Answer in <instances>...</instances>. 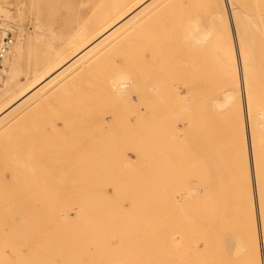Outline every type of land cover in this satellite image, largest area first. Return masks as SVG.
<instances>
[{
	"label": "rangeland",
	"instance_id": "1",
	"mask_svg": "<svg viewBox=\"0 0 264 264\" xmlns=\"http://www.w3.org/2000/svg\"><path fill=\"white\" fill-rule=\"evenodd\" d=\"M38 1L39 0H0V16H2V18H3V19L0 18V22H4L3 23V25H4L3 31L5 30L4 33H11L13 35V37H14V41H13V45L14 46L12 47V50L10 52V55L8 56V60H7V62H4L3 63V67L0 69V110H1V108H4L3 105L6 106L7 104H9V101L10 100H13V98H15L17 96V94L20 92V90H22L23 88L29 87L33 83L34 78H35V76L37 74L36 72L38 70V67L35 64L36 61H38V60L39 61L40 60H45L46 58H48V56L49 57H52V58H58L60 56V54L64 53V51L66 49H69V48H71V46H73V42H74L73 38H74L75 34L77 33V31L82 26V24L84 23L83 21H85V19H84L85 16H83L84 14H83V11L81 9L82 8V4L81 3L84 4V2H86V0H68L70 3H68L67 9L66 10H63V12H61L62 10L60 8V6L62 5V0H44L39 15H38ZM199 1H200V3H202V0H199ZM203 1H204V3L202 5L206 6L205 8L207 10V4H205V3L206 2L208 3L209 0H207V1L206 0H203ZM193 2L196 4L197 0H193V1L192 0L191 1L190 0H171L170 1V4L173 3L171 6H170V4L168 5L169 1H168V3L166 2L167 6H170L171 7L173 13L171 12L170 9H168L169 12L167 11V14L168 15L166 14V18H164V16H165V13L164 12H163V14H161V13H160V15L158 14V17L160 19H163L164 21L163 20L162 21L161 20H158L159 18H157V17H156L157 19L155 20V18L152 17L153 21H150V23L153 22V24L152 23L149 24V26H148L149 28L147 27V29H145V30H143L144 28H146V26L144 25L143 22L142 23L144 25V28L142 27L143 26L142 25L140 27V29L137 26L139 23L137 24L136 22H133L137 26V29H136V33L137 34L134 33V30L136 28L134 24H133L134 27H135L134 29L132 28L133 25H131V27L128 28V29L125 26L126 29H124V30L126 32H123V33H128L130 31V29H131V31L133 32V34L130 33L129 36L127 34V36H126L127 39L126 38H123L121 44L118 47L119 49L116 48V50H112V51H110L109 54L107 53L106 55L103 56V57L109 56L110 58L107 57V59H106V57H105L102 60L101 59L102 57H101L100 58V63H99V61H97L95 63V65H93L91 68H86L89 71L86 70V69H84L85 71L88 72V73L86 72V74H85V71L81 70L82 71V72L80 71L81 73H79L78 75L75 74L77 77L75 75H74L75 77H73L71 75H67L66 77H64V79H65V81L67 79L68 82L67 81L65 82L64 79H63V81H64L63 83H65V84L63 85L61 83L63 86L61 85L62 87H60V85H59V87H57L59 90L57 88H53V89L51 88V90L48 92V94L49 93L51 94V91L52 90L54 92L52 91V93H53L52 95H50V94L48 95L47 94V96H46L47 98H46V101L45 102H42L40 104V106L36 102L35 103L36 105L29 106L28 108L25 109V111H23L24 113L23 112L21 113L22 115L25 114V117H22L20 115L21 118H24L23 119L24 121L30 122L29 119L31 118V116L35 112H37L38 109H39L38 112H41L40 109L43 107L42 108V110H43L42 112H45L46 108L47 107L50 108L52 106V104H53L54 108H55L56 105L59 106V107L57 106L58 109H57V107L55 108V110L57 109L56 111H58V113H59V108L63 109V111L60 109L61 110V113L58 114V115L61 114L63 116L62 117L59 116V118L60 117L61 118L68 117V119H69L68 120V123L65 122L67 118L66 119L63 118L64 120L63 119L60 120L57 116H55V118H58L59 120L56 121L55 118L53 117L54 118V121H53L50 118V115H52V114L54 115V113L50 109L52 111V114L49 115V121L47 122L48 124L47 123H43V125L46 124L44 126L41 124L42 126L40 127L39 126L40 124L38 123L39 121L38 122L35 121L36 123L34 125H32L33 123L30 122V125H29V124H27L28 122L27 123L24 122V121L21 122V118H20V120L18 118H15V119H18L20 121V123H19L18 120L16 122V120L14 119L13 121H11L12 124H9L8 123V124H6L4 126L5 127V128H3L4 130L2 129V131H1L2 134H3V135L2 134L1 135L2 136H5L3 138V140H6V137L9 138V136H11L13 138L12 134L15 131V129H16V133L14 132V135H17V133H20L21 131L20 132L19 131L17 132V127L19 129V126H20L19 124H21V125L22 124H25L24 127H23V125L21 126V128L23 127L22 129H26L27 130V128L29 127L28 130H27V132H23L22 133L23 135L25 134L27 136L26 137L27 139H29V140H27V139L24 138L25 140H23V141H25V143H26V140L28 141V143L32 142V140L30 141V138L32 139V136L33 137L35 136L34 140L37 143L34 146L33 144H35V141L33 140L34 141V142H32L33 144L32 143L29 144L30 145V148H31V145H32V147L33 146L35 147V148L33 147V150L34 149H39L41 147L40 150L42 152L40 150L38 152H37V150L36 151L35 150L33 151L32 149L28 148L31 152H29L28 153L29 155H27V156H30V155L33 154V156H34L33 158H36L35 159L36 162H37L36 164H39V165H36L39 172L32 171V172H35L36 174L35 173H32V174L30 173V174H31V176H35V178L38 181L40 179L37 178V176H36L37 173L39 175L38 177H41V175H44L43 176V179H44V177L46 178L45 180H42V178H41V181H42L41 183L38 182V181H36V182H38L39 184H42L44 186L43 183L47 182L46 180H48L49 178H52V179H49V181H48V183L52 185V183L54 182L53 179L57 180V177H54V175H51L52 176L51 177L49 175L50 174L49 172H51V174H55V176L57 174V176H58V174L63 173V170L65 168H68L69 167L67 165V163L68 164L71 163V164H69L70 166L72 165V161H75L76 162V160L81 161V160H88V159H90V160H92V159L93 160H98V158L104 159L103 157H106L105 160L108 159V161H109V158L111 157L110 162L114 161L115 160L114 159V156L112 155V153H110V151L108 153V151H107L108 149L105 150V152L107 151V154H104V156H102V153H103V152H101L103 150L102 148L109 147L110 146V143H113L114 142V139H115V141L116 140L119 141L120 139H122L120 141H122V142L124 141L123 144H122L123 147L124 146L125 147H128L129 146L130 143L128 141V138H127L128 136L126 135V133H128V135H129V131L130 130H128L129 127L127 128V127H124V126L125 125L127 126V122L129 120V118H132L131 116H133L132 113L134 111H138L139 108H140V110H145L146 108H148V106H149V108L152 107L151 104H153V100H154L153 98H154V91H155V84H156L155 82H157V79L156 78L159 77V74H161V76L166 77V75L169 74L168 73V70H169L170 73L172 72L171 74H169L170 77L171 76H173V78L175 77L174 80H176V82H178V85H179L178 86V90H180V93L179 94H181L180 95L181 97L183 96L181 99H185L186 98V95L189 94L191 92L190 90H192V88H193L192 94L190 93V95H187L189 99L186 100V101H182V105H181L182 107H181V109H184V106H185V108L187 107L186 111H188V113H187L188 115H185L184 114V113H186L185 110H184V112L181 111L180 121H181V124H182L181 126L184 129L183 132H185V133H183V132H180L179 133V136L181 135L179 137L180 138V141H179L180 144L178 145V141H177V145L178 146L176 145L178 147L176 150H177V153H178V155L180 157L179 159L183 162L186 157L188 158V160H187L188 162H186V163L185 162L181 163L178 160L179 163L182 164V166L185 168V169L183 168V170L184 171L185 170L188 171V170H193V169L195 170V168H197V171H200V173H201V171H203V168H204L203 167V164H205L208 161V159L209 160L211 159L210 161H212L215 158L214 161L216 162V160L218 161L219 157H221L222 154H223L222 157H223L224 161H226V158L225 157L227 156L226 155L227 153L226 154H224V153H225V151L227 152V150H225V149L226 148L227 149L228 148L231 149V147H232L231 145L234 144L233 141H237L236 139L239 136L238 135V130L240 132V128L238 127V125H239L238 124L236 126L238 128V130H237V132H235V133H237L238 136L237 137L234 136L235 133L232 134L231 131H230V129H232V130H235V129H233V127L232 128H229L228 127L229 128L228 129L227 128V124H226V123L230 122L232 119L234 120V118L231 117V120H229V121L226 122L227 116H225V112H227V111H224V113H222V115L224 117L221 115V111L222 110L218 109V111L220 110V113L217 111V107L218 106L216 105V101L215 100L218 98V93H217L218 91L216 92V89L220 85V80H221L220 79V75L221 74H219L220 71H217V70H221V68H220V66H218V65H220L218 63H217V66H216V61H219L217 59V55H219L218 58L220 60L222 59V57L219 54V53L222 54V52H220L222 50H220L221 46H217L218 45V39L216 38V36L215 37H214V35L211 36V37L209 36L208 40H206L207 38H204V40H203L202 37H203L204 33H208L212 29V28H210V29H207V28L212 27L211 25H213V24H211L210 26L207 27V25L209 23L207 21H209L208 18L210 16L209 17L208 16L206 17L205 15H207V12H210V11H206L203 8V10L206 13H203L204 11L202 9H201V11H202L201 12L200 11L201 5H200V8L198 10L199 12L197 14L194 11L196 9V6L197 5L195 6V4ZM221 2H223L224 4H226V6L225 5L224 6L226 7L227 10L224 9L225 7L224 8L222 7V11H225L227 13V15H229V19H230V22H231V26L234 27L233 20H232V15H231L232 10H231L229 1L228 0H225V1L221 0ZM180 3H182V4H180ZM190 3H193L194 4L195 9H192L193 6L189 5ZM223 3H222V6H223ZM188 5L191 6V8L188 7L189 9H191L190 12H189V9L187 8ZM198 6H197V8H198ZM204 6H202V7H204ZM175 8H176V10L177 9H179V10L176 11ZM220 8H221V5H220L219 9ZM187 10H188V12H187ZM192 12H194L193 13L194 15L192 14ZM177 13H178V15H177ZM195 13H196V15H195ZM171 14H173V16H171ZM200 14H202V15L204 14L203 17L200 16ZM161 15L162 16L164 15V16L162 17ZM209 15H210V13H209ZM192 16H195V18H196V16H200V17H198V18L195 19ZM181 17H183V18H181ZM191 17H192V19H191ZM172 18L173 19L177 18V19H175L174 21L173 20L171 21ZM187 18H189V20ZM199 18L200 19L202 18L201 19L202 21L200 20L201 22L198 21ZM178 19H180V20H178ZM185 19H187L186 20V22L188 21L187 23H190L191 22V24H192L193 19H194V21L198 22V24L201 23L200 25H203L207 30L205 31V28L202 29V27H201L202 30H200V28H198L199 25L196 27V29L198 28L197 30L194 27L191 28L192 25H190V30H189L188 29L189 26H187L186 22H184ZM149 20H151V18ZM210 20H212V18ZM155 21L158 22V24ZM178 21H179L180 26L182 24L181 22H183V24H184L183 27L182 26L180 27L179 25H177L178 24ZM137 22H139V20ZM162 22H164V23H162ZM170 22H171V24H175V26L176 25L177 26L175 27L174 25H171ZM173 22H175V23H173ZM147 23H149V22H147ZM155 23L157 24V26H156ZM211 23H213V21ZM130 24H132V23H130ZM152 25H153V28L151 29L150 27H152ZM170 27L172 28L171 30H173V28L175 27L176 28L175 29V32L176 33L175 32L172 33V31H170L171 33L168 32ZM165 28H167L168 30L165 29ZM162 29H164V30H162ZM186 29L188 30V33L186 32L187 31ZM140 30H141V32H140ZM151 30H153L154 33H152ZM181 30H182V32H181ZM199 30H200V33H199ZM233 30H234V28H233ZM137 31H139V32H137ZM213 31H215V30H213ZM213 31H211V32H213ZM178 32H179V35H177ZM139 33H140V35H139ZM156 34H157V36H156ZM158 34H160V36H158ZM167 34L168 35L171 34L170 36L172 37V39L169 36H166ZM180 34H182V35H180ZM184 34H186V35L188 34L189 36L191 34H193V35L195 34V35H194V37H193V35H192V37L190 36L191 38L187 35L188 36V38H187V36L184 35ZM196 34L198 35L199 38L200 37L201 38L200 39L199 38L196 39L195 38V36H197ZM137 35H138V37H137ZM200 35H202V36H200ZM132 36L135 37V38H133ZM154 36H156L158 38V40H157L156 37H155L156 39H153ZM128 37H130V38H128ZM149 37H152V40L153 41L151 40V38L148 40ZM192 38H194V40H197L198 42L194 41ZM210 38H212V40ZM213 38H216L217 39V41H215V42H217V45H216L217 47L214 46L213 49H212L211 47L215 43L213 40H216V39H213ZM182 39H183V41H182ZM144 40L146 42L149 41V44H148V42L146 43ZM172 40H173V42H172ZM188 40H189V42H188ZM126 41L127 42L129 41V42L126 43ZM161 41H163V42H161ZM191 41H193V43H191ZM143 42H144V44H143ZM150 42L152 44H154V45H150L151 44ZM156 42H157V44H156ZM176 42L178 44L180 42V44L178 45ZM205 42L207 43V46H209L211 44V46L208 47L209 49L206 48V46H204L205 45ZM160 43H162V44H160ZM188 43L191 44V45H189ZM197 43L198 44L200 43V46L201 45L202 46L200 47ZM175 44H177V45H175ZM137 45L139 47L141 45L142 47L140 49H142V50H140L139 48L137 49V47H138ZM143 45L145 46V48H144ZM196 45H198L199 47H197ZM189 46H190V48H189ZM147 47H149V48H147ZM215 47H216L217 50L220 47L219 50H218L219 53L217 55L215 54V52L211 53L212 50L213 51L215 50ZM15 48H18L19 49L20 55H21L18 61H15L14 60V54L13 53L15 52ZM129 48H130V50H129ZM204 48H206V49H204ZM168 49L170 51H168ZM193 49H195V50H193ZM139 50H140L141 53H139ZM190 50H191V53L189 52ZM192 51H194V52H192ZM125 52H126V54H125ZM133 52H134V54H133ZM136 52H138V53H136ZM167 53H168V55H167ZM171 54H172V57H170ZM176 54H178V56ZM205 54H206V57L207 56L208 57L210 56L209 57L210 59L204 57ZM212 54H215V55L213 56ZM135 55H137V56H135ZM142 55H143V57H142ZM197 55H199L201 57H204V59L205 58L208 59L209 61L208 60L207 61L209 62V64H211L210 65L211 67L209 66L208 62L206 63V61H205L206 59L205 60L203 59V61L205 63H202L203 61L201 62V60L198 61L197 60V58H198ZM139 56H140V58H139ZM189 56H193L191 58H194L195 57V59H191L190 60V57ZM152 57H153V59H152ZM168 57H170L171 59H169ZM183 57H185L187 59L186 61H188V64H187V62H185V60H184ZM211 58H213V59H211ZM181 59L184 61L183 64L181 63L182 62ZM189 61H190V63H189ZM196 61H198V62H196ZM101 62H102V65L104 67H102V65H100ZM115 62H117L116 65L119 64L118 62H120V64H123L120 67L117 66V71L118 72L121 70V67L123 68V66L125 65L124 63H126L127 66H128V64H131V66L133 67L134 62H136L135 63V67L134 68H131V70H127L129 68V67L126 68L127 66H125L126 69L123 68L124 71H122V73L127 74V71H128L129 74H127V75L130 76L129 77L130 80L132 81V79H133L134 82L132 81L131 84H133V83L136 84V82H137L136 85L133 84V85H131V87H128L127 88V89H129V91L127 89H125L124 90L125 93H121V94L120 93H116V92H114V90L112 88H110V85L111 84L108 85V82H110L109 81V77H110L109 74L110 73H114V72L115 73L113 75H116L117 74V72L115 71L116 67L115 66L113 67V65L115 64ZM161 62H162V64H161ZM193 62H195V63H193ZM214 62H215V65H214ZM137 63H138V65L136 66ZM140 63H141L142 68L140 67ZM196 63H197V65H198V63H200V67H202V65H204V64H205L204 66L209 67V68H206V69L204 67V69L206 71L209 69L210 74L215 73L212 76H216L217 79H215L214 77L209 76L210 75L209 73H207L208 75L205 74L206 72L204 73V69L203 68L200 69L199 68V65L197 66ZM144 64H145V66H144ZM206 64H208V65H206ZM109 65H110V69H109ZM167 65H168V68L169 69L168 68L166 69V66ZM185 65L187 67H185ZM191 65L195 69L193 67H191ZM157 66H158V69L156 68ZM212 66H214V67H212ZM106 67H107V69H106ZM145 67H146V69H145ZM182 67L184 69L186 68V71ZM103 68L106 69V70H104ZM113 68H114V70L112 72V69ZM154 68H155V70L153 72L152 69H154ZM163 68H165V69H163ZM214 68H215V70H213ZM181 69L184 72H182ZM108 70H111V71H108ZM157 70H158V72H157ZM192 70H194L195 72L194 71L192 72ZM147 71H151V72H149L147 74ZM164 71H165V73L162 74ZM212 71H213V73H211ZM145 72H146V75H145ZM191 72L193 73L192 74V77L195 78V80L192 79V78H189L190 75H191ZM199 72H201V73H199ZM216 72H217L218 76L216 75ZM182 73H183V76H182ZM189 73H190V75H189ZM135 74H137V75H135ZM184 75H186V76H184ZM194 75L196 77H198L197 78L198 81L196 80V77ZM70 76H71V78H70ZM131 76H133L132 79H131ZM180 76H182V77H180ZM187 76H189L188 77L189 78V81H188ZM205 76H209V78L208 77L206 78ZM111 77H112V75H111ZM210 77H211V80H209ZM113 78H114V76H113ZM186 78H187V80H186ZM199 79H201V80H199ZM152 80L154 81L153 83H151ZM180 81H182V82H180ZM193 81H194L195 84L193 83ZM202 81H203V83H202ZM209 82L212 83L213 85L210 84ZM148 83H150V87L148 86L149 85ZM179 83H181V84H179ZM189 83H191V84H189ZM206 83H208V84H206ZM144 84H146V85H144ZM203 84L205 85V87H204ZM187 85H189L190 88L187 87ZM192 85H193V87H192ZM135 86H136V88H135ZM143 86L144 87H147V88H143ZM187 88L189 90H187ZM208 88L209 89L211 88V92L209 91L210 93L208 92ZM212 90L214 91V93H215L214 95L215 96L213 95V91ZM130 91L133 94L130 93ZM186 91H188V92H186ZM194 91L197 92L198 95ZM115 93H116V95L117 94L118 95L116 96ZM211 93H212L213 97H215L214 99H212L213 97L211 96ZM151 95H152L153 98L151 97ZM92 96L94 97V99L97 96V101L98 102L96 101V99L94 100ZM194 96H195L196 100L194 99ZM90 97H91V100H94V101H91L89 99ZM84 99H85V101H84L85 103L83 104V100ZM149 99H150V101H149ZM192 99H194L195 102H197L199 100L200 101L197 102V103H195V102H192ZM207 99L208 100L211 99L209 101V103H208V100ZM241 99H242V104L244 105L245 104L244 97L242 96ZM71 100H73V101H71ZM135 100H136V102H135ZM189 100L191 101V103H190ZM89 101H91V102H89ZM188 101H189V103L191 104L192 107L190 105L188 106ZM61 102H63V103H61ZM73 102H76V105ZM86 102H87V105H86ZM92 102L95 103V105L93 104L94 106L91 105ZM133 102H135V103H133ZM210 102H212V104H210ZM78 103H79L80 106H77ZM126 103H129V104L127 105ZM186 103H187V105H186ZM137 104H139V105H137ZM147 104H148V106L146 107ZM183 104H185V105H183ZM197 104H199V108L196 107V106H198ZM200 104H201V107H200ZM213 104H214V108H213ZM61 105L64 108H62ZM205 105H207V106L210 105V106H212V108L211 107H208L207 108V106H205ZM66 106L67 107L69 106L71 108H74L73 109L74 111L71 108H68L69 109V111H68V109H66ZM127 107H128V109H127ZM189 107L190 108H195L196 107L197 109L196 108H195L196 110H194V109L191 110L190 109L191 111L189 112V110H188ZM82 108H84L83 111L80 110ZM100 108H101V110H100ZM65 109H66V111H65ZM85 109L88 112L87 111L84 112ZM123 109H124V111H123ZM205 109H206V111H205ZM55 110H54V112H55ZM99 110L102 112V114H101V112ZM211 110L214 111V112H212ZM51 111H50V113H51ZM96 111H97L98 115L100 114L99 116L97 114H95ZM201 111H204V112L201 113ZM65 112H68V113H65ZM122 112H124V113L122 114ZM191 112H192V114H191ZM215 112H217L218 114H220V115H218L216 113L217 114L216 115L217 118L215 117ZM37 113H35V114H37ZM64 113H65V115H64ZM73 113H75V115ZM210 113H212V114H210ZM213 113H214V116H213ZM182 114L184 115V117H183ZM40 115H42V114H40ZM96 115L99 118L95 117ZM102 115L104 117H102ZM126 115L127 116L130 115V116L127 117ZM190 115H191V117H190ZM192 115L194 116V118H193ZM198 115H199V117H198ZM43 116H45V115H43ZM228 116L230 117L231 115H229V113H228ZM74 117H76V118H74ZM213 117H214V119H213ZM43 118L44 117H42V119ZM121 118H122V120H121ZM124 118H125V120H124ZM206 118H208V119H206ZM221 118H222V120H221ZM38 119H39V115H38ZM81 119L82 120L84 119V120L82 121ZM85 119H88V120L86 121ZM90 119L92 120V122L90 121ZM78 120L79 121L81 120V121L78 122ZM185 120H187V121H185ZM209 120H210V122H209ZM211 120L212 121L216 120L217 122L214 121V123L215 124L218 123L220 125L219 127L221 128V130L219 128H216V125L214 123H212ZM51 121H52V123H50ZM55 121H56V124L57 125L55 124ZM192 121H194V124H192L193 123ZM223 121H225V125L226 126L223 125L224 124ZM42 122H43V120H42ZM71 122H72V124H71ZM77 122L79 123V125H77L78 124ZM195 122H197V123H195ZM222 122H223V124H222ZM37 123L39 125H37ZM101 123H104L105 125L104 124H101ZM144 123H145L144 121H141L139 123V126L143 125ZM207 123H208V125L204 127V125H206ZM209 123L210 124L212 123L211 124L212 126ZM232 123L235 125L238 122H236V121L234 122L233 121ZM232 123H231V125H232ZM17 124H18V126H17ZM195 124H198V125L195 126ZM35 125H37V127ZM52 125H53V127H52ZM76 125L79 126V127H76ZM145 125L146 124H144V128L148 129L147 125H146V127H145ZM228 125H229V123H228ZM231 125H230V127H231ZM234 125H232V126H234ZM8 126L13 131V132H10V133H12L11 135H10L9 131H7L8 130ZM14 126H17V127L14 129ZM31 126H33V127H31ZM84 126H85V128H84ZM86 126H88V127H86ZM199 126L201 127V130H200V127ZM142 127H140V129H142ZM190 127L193 128V130ZM225 127H226L227 130H225ZM21 128H20V130H21ZM33 128H35L37 130H34ZM123 128L125 130H123ZM131 128L132 127H130V129ZM188 128H189V130H188ZM213 128H215L217 131L214 130L216 133H214L212 135V133L214 131L213 130H210V129H213ZM263 128H264V124L261 125V127H260L259 130L261 131V129H263ZM29 129H33V130L31 131ZM38 129H39V132H37ZM44 129H45V131H44ZM85 129H86V131H85ZM146 129H143L144 132L147 131ZM78 130H80L81 132L78 131ZM97 130H99V131H97ZM121 130L128 131V132H124L125 133V136H124L125 138L123 137L124 133H122ZM223 130H224V132H223ZM22 131H24V130H22ZM209 131H211L212 133L210 134ZM6 132L9 133V136H8V134ZM31 132H33L32 135H31ZM191 132H194V133H191ZM217 132L220 133V134H218ZM244 132H246V129H245ZM4 133H6V135H4ZM36 133H39V134L41 133V134L40 135L39 134L36 135ZM78 133H79V135H78ZM228 133H230V134H228ZM55 134H57V135H55ZM118 134L119 135L122 134V137H121V135L118 137ZM259 134H261V133H259ZM28 135H29V138H28ZM116 135H117L118 138H116ZM211 135H212V137H211ZM218 135H220V136H218ZM245 135H247L246 138L248 139L249 138L248 132H247V134L245 133ZM114 136H115V138H114ZM231 136H233L234 139H232V140L229 139ZM23 137H25V136H23ZM151 137H153V136H151ZM213 137H216L215 139H217V138L220 139L219 137H221L222 140L223 139L225 140V138L226 139L228 138V140H226L227 142L224 141V140H223V142H225L226 144H228V143L229 144L227 145V147H225L224 144L222 145V143H220L222 141L221 139H220V141H218V139H217V141H215V140H212L211 139ZM84 138H86V139H84ZM112 138H114V139L112 140ZM182 138H183V140H182ZM241 138L243 139V141H242ZM241 138H240L241 139L240 141L242 142L241 144L244 145L245 143H247V141L245 142V140H244V133H243V135H242ZM78 139H79V142H78ZM97 139H98V141H97ZM144 140L145 141L141 142V144H140L141 147L138 148V149L143 148V149L140 150L141 152L139 150L138 151L140 153L137 150H135L134 152L132 151V152H130V155L127 156L128 157L127 158L128 160L126 159L128 161V162L126 161L128 163V165L132 167V169L131 170L129 169L128 171H131V172L133 171V172H135V174H137V172H138L137 171V169L139 168L138 166L141 165L140 166L141 170L139 168V171L140 172H138V174H141V172H142V175H139V177H138V174H137V178L139 180L138 182H135L137 180L133 177L134 176V175H132V174H134L133 172H132L131 175L133 177V180H134L135 184H134L133 180L129 179V178H132V177H129L128 176L129 177L128 180L130 181V183H133V185H135L136 187H139V188H136L133 185H132L133 188H128V186H131V185H128L125 181H123V184L125 182V185L127 184L126 187H125V185H124V187H119L120 186L119 185L117 188H91V189L90 188H86V189L85 188H48L47 187V184H46V186H44V188H43V186H42V188H40L41 185L39 186L38 183H37V185H38L39 188L38 187L35 188L37 186L36 183L34 184L36 186H34L33 188H31L30 186H32L33 183L35 182L34 181L35 179L33 180L32 177H29L28 180H27V182L30 184V186H28L29 184L27 182H24V180H23L21 183L20 182L19 183H15V184L13 183L14 185L18 184V185H16V188L14 187L13 184H12V186L9 185V188H3L4 186L3 187H0V227L2 226L0 229L1 230H4L6 228V225L7 224L9 225V227H7V228L14 227V228H12L14 236H11V238L12 237L13 238L10 239L12 245L9 243L10 242L9 241V238L3 236L4 234L3 235L1 234V236L4 237V240L5 239H8L9 242L6 241V243H5L4 240L2 239V237L0 236L1 237L0 238V244L1 245L2 244L5 245V244H8L9 243L8 245L10 247V248H8L6 245H5L6 247H3V245H2L3 248L1 249L2 251H0L1 252L0 253V264H132V263H134V264H144V261H145V264H149V263L150 264H172V262H174L173 264H175L176 262L174 261V258L175 257H179V256H176L177 252H180L185 247L188 248V246H191V247H190L189 250L188 249L186 250L187 252H189L187 254V256H186V253L187 252L184 251L185 256L188 257V259H187L189 261L188 264H197L199 262H202L203 264H262V258H261L262 256H261V253H262V255L264 254V248L263 247H262V249L259 248V250H258L259 253H258V251L255 250L256 247H254V246H256L255 245V238L252 239V237H251V239L249 240L248 237H245L246 239H244V237L238 236V235H240V232H239V234H236L238 231H240V226H241L240 225L241 216H239L240 211H241V208L239 207V202L240 201H239L238 196H240V194H242L246 198L245 193L244 192H239L238 189L234 190L235 188L234 189L233 188H225L226 189V192L224 191L222 193L224 194L223 197H225L226 200L223 198L221 201L223 202V200H224V201H226V203L225 202H223V203L222 202H219L220 204L218 203L219 205H223L224 203L226 205V206L224 205V207L227 210H225L224 208H222V209H224V211L222 210L223 211L222 214H224L223 216L226 217V219H224L225 217L222 218L221 212H220V215H218L217 213H214V216H213L212 212H214L215 210H213L212 207H214L216 204H214L213 206H211V207L208 208V209L212 208L210 210H213V211H210L209 210L211 213H209V211L207 212L208 209L207 210L204 209V206H205V208H207L206 205L207 206H210V205H208L206 203V202H209V201H205L207 199L209 200V198H208V195H207V197H205L206 195L204 193H206V191L204 190V188H195V189L188 188L189 189L188 191L191 192V190H192V192L191 193H188L187 192V189H186V192H184L186 194H183L184 188H183V190H182V188H155V189L154 188H149L148 189V188H142L143 185H141V188H140V185H138L137 183L140 184V182L142 183L141 180H144L145 179L144 178V177H146L145 173L148 172L147 171L148 170L147 167L149 166L150 161H151L150 165H152V161H153V160H150L149 158L150 157H153L154 158L153 155H155V150L153 148V146H154L153 145L154 144V139L149 138V140H151L150 142L153 141L152 142V145H151V143L149 141L147 142L148 139H144ZM205 140L206 141L208 140V141L206 142ZM230 140L232 142H228ZM181 141H182V144H181ZM240 141H239V138H238V141L235 142V143L239 144ZM4 142L5 143L9 142V139H8L7 142L6 141H4ZM210 142H211V144H210ZM213 142L216 143V144H214ZM217 142L219 144H221V147L222 148L221 147H218L219 144ZM43 143L45 145H43ZM104 143L107 144V145H105ZM205 143L207 144V146H205L206 150L202 146V145H206ZM261 143L263 144L264 143V140ZM241 144H239L240 147L238 146V148H240V149H241V146H243ZM77 145H78V147H77ZM100 145H101V147H100ZM208 145H211L213 147L212 150H211L210 146H208ZM249 145H250V143H249ZM62 146L64 147L63 151L61 150L63 148ZM81 146H82V148H81ZM187 146H189L190 148H188ZM247 146H248L247 144L244 145V149H246L245 147H247ZM27 147H28V145H27ZM60 147H61V149H60ZM98 147H100V149H98ZM144 147H146V148H144ZM259 147H260V145H259ZM261 147L263 148L264 145L261 146ZM261 147H260V149H261ZM48 148H49V151H46V149L48 150ZM238 148H235L234 150H232V152L229 151V153H228V155L230 153L233 154L234 157L231 156L233 162L231 160V157H228V160L230 159L231 161L226 162V163H228L227 166L230 167V165H232L233 167L231 166L230 167L231 168V171H227V172L233 173L234 172L233 169H235L234 166L237 167L238 164H239L240 171L242 170V168H243L242 171H244L245 169L249 170L251 168L249 171H251V173H252L253 172V166H252V163H251L252 158H251L250 146H249V157H250V160H248L249 159L248 158V155L246 156V154H245V151L246 150H244L243 148H242V150H239ZM65 149L66 150L67 149H71V151L70 150H67L66 151ZM190 149H192V151H194V153H192V151ZM213 149H215V150H213ZM58 150H59V153H58ZM144 150H146V153H149V154L151 153L150 155L147 154V156H150L148 158L149 161H148V164L147 165L145 163L147 162L148 159L147 158H144V156L146 157V155H145L146 153H144ZM217 150H218V152H216ZM223 150H224V152H222ZM69 151H70V153H69ZM95 151L98 152L97 154L99 156L100 155L101 156L98 157V156H96L97 154H95V153L93 154V152H95ZM237 151H239V152H237ZM45 152H47L48 158H47V154ZM76 152H77V154H76ZM99 152H101V154ZM219 152L222 153L221 156H220V153ZM233 152H235L236 156H235V154ZM246 152H248V150ZM30 153H32V154H30ZM42 153H43V155H41ZM71 153L73 155L74 154L75 155L72 156ZM136 153H139V155L136 154ZM208 153H209V155H207ZM86 154L87 155L90 154L92 158L90 157V155L89 156H86ZM108 154H109V157H108ZM185 154H187L188 156L185 155ZM194 154H195L196 157H194ZM53 155H55L54 156L55 158L53 157ZM57 155H59V156L57 157ZM61 155L64 156V157H62ZM93 155L96 156V158L93 157ZM42 156H44L43 159H42ZM45 156H46V158H45ZM183 156L185 157L184 159H183ZM207 156H208V159H207ZM56 157L59 159V161H57V158ZM84 157H86V159ZM236 157H237V159H236ZM64 158H67V159H64ZM153 158H151V159H153ZM143 160H146L145 163H144ZM53 161H55V162L53 163ZM63 161H65L66 163L65 162L63 163ZM139 161H141V162H139ZM185 161H186V159H185ZM193 161H194V163H192ZM195 161H197V162H195ZM214 161H212V162H214ZM220 161H222V163ZM220 161H218V162L221 163V165L223 166V163L225 164V162H223V160H220ZM231 162L232 163H236L237 165L236 164L233 165V164H231ZM196 163L198 164V166L196 165ZM62 164H64V165H62ZM243 164L245 165V167L247 166V168L244 169V167H240L241 165L244 166ZM194 165H196V166H194ZM51 166H52L53 170H52ZM60 166H62V167H60ZM133 166H136V167L134 168ZM61 168H62V170H60ZM224 168H225V165H224ZM230 168H228V169L230 170ZM48 169H50V170H48ZM54 169H55L56 172L54 171ZM134 169H135V171H134ZM149 169H150V167H149ZM238 169L235 170V172L236 171H239ZM226 170L227 169H225V171ZM57 171H58V173H57ZM22 172H24V171H22ZM29 172H31V171H29ZM244 172H246V171H244ZM43 173H45V174H43ZM117 173L115 172V175L114 176L115 177L118 176V177H116V178H120L118 180H123V179L125 180V178H126L125 176L126 175H122L119 171H117ZM30 174H28V175H30ZM121 176H123L124 178L122 179ZM140 177H143V178H140ZM29 179H32L33 180V183L32 182L30 183V181H32V180H29ZM50 181H51V183H50ZM22 183H25V184L27 183L28 188L27 187L26 188H21V187L26 186V185H24V186H21L20 187V184L22 185ZM144 183H145V180H144ZM10 186H11V188H10ZM17 186H19V187H17ZM5 187H7V186H5ZM88 189H90V190L88 191ZM173 189H175V190H173ZM177 189L179 191L182 190V194L180 195V193H179V196L180 197H177V194H178V190ZM223 190L224 189L222 188V191ZM227 190H228L229 193H227ZM196 191L197 192L199 191L200 193H197ZM212 192H214V191H212ZM85 193H86V195H85ZM155 193L156 194L158 193V194L156 195ZM192 193H194V194H192ZM168 194H170V196ZM189 194H190V196L192 198L189 197V196H187L188 198H186V199H188V202L190 201L188 203V205H190L191 208H190V206L187 205V203H184V201H182L183 202L182 204H181V201H180L181 198H183L182 195L184 197H186V195H189ZM197 194L198 195L201 194V195L198 196V199H196L197 198L196 197ZM42 195H43V198L44 199H41L42 198ZM90 195H92L93 197L90 196ZM148 195H150V197H147ZM167 195H168V197H167ZM218 195H220V192H218ZM213 196H214L213 198L215 200L217 198V194L216 195L213 194ZM231 196H234V197H231ZM39 197H41V198H39ZM94 197H96V198H94ZM194 197H196V198H194ZM218 197H220V196H218ZM149 198H150V200H149ZM151 198H152V201H151ZM177 198L179 199L178 202L180 201L181 206L184 205L185 209L187 208V211L190 208L189 211H188L189 213L188 212L185 213L186 216H187V214H189V215L191 214L190 215V218L188 217L189 220L188 219L184 220V219L181 218V217L184 216V215H181V214H183V211H185V210H181L182 208L180 209V216H179V212L178 211H177L178 214L176 212L174 214H172L174 211L178 210L179 207H180L179 206L178 209L176 208L178 205H180L176 201ZM189 198L193 199V201L191 199L189 200ZM231 198H232V200H231ZM39 199H40V201H39ZM203 199H204L205 202H202ZM218 199L219 198H217V200ZM44 200H45L46 207L44 206V202L42 204V201H44ZM83 200L84 201L87 200V203H85L86 201L84 202ZM196 200H198V201L201 200V201L197 202ZM166 201H168V202H166ZM172 201L174 202V205H172L173 204ZM151 202H153V203H151ZM155 202H157V203H155ZM201 202L204 203V204H201ZM166 203H167V205H166ZM191 203H193L195 205H193ZM196 203H198V204H196ZM143 204H144V206H143ZM164 204H165V206H164ZM209 204H210V202H209ZM42 205H43V208H45L46 213H45V210L44 209H41L42 208ZM171 205L173 207L177 205L176 207H174L175 210L173 209V207ZM140 206H142V207H140ZM145 206H147V207L145 208ZM199 206H200V208H199ZM231 206H233V207H231ZM79 207H81V208H79ZM137 207H139V208H137ZM220 207H222V206H220ZM20 208H22L21 211H17V209L20 210ZM28 208H30V209H28ZM140 209H141L142 212L145 209V211L143 212V214L141 213ZM147 209H150V211L147 210ZM167 209L170 210V211L167 212L168 211ZM197 209H199L201 213ZM29 210H32V212L29 211ZM218 210H219V206H218V209L216 208V211L215 212H217ZM262 210H263V216H264V207L262 208ZM27 211H29L31 214L29 212H28L29 213L28 214ZM87 211H88V213H87ZM205 211H206V213H205ZM15 212H19V213L15 214ZM24 212H25V214H24ZM41 212H43V213H41ZM165 212H167V213H165ZM35 213H36V215H35ZM44 213L46 214V216H45ZM146 213L147 214H150V215H147ZM82 214L83 215L85 214V215L83 216ZM198 214L199 215L201 214V215L199 216ZM210 214H212V216ZM215 214L218 215L219 221L220 220L222 221L224 219L222 221V223L217 220V217H216L217 215H215ZM21 215H22V219H20L21 218ZM144 215L146 216V218L148 217V219H146ZM174 215H175V218L173 219L172 216H174ZM192 215L194 217L197 216V218H196L197 222H196V220H194L195 218ZM206 215H207V217L209 219H207ZM25 216H26V219H25ZM44 216L46 218H45V220H42V219H44ZM177 216H178V218H177ZM186 216H184V217H186ZM40 217H43V218H40ZM83 217H86V218H83ZM192 217H193V219H192ZM203 217H204V220H203ZM214 217H216V218H214ZM74 218H76V219L74 220ZM143 218H145L146 220L143 219ZM163 218H165V219H163ZM23 219H24V221L26 223L23 221ZM35 219H37V220H35ZM151 219L152 220L154 219V220L152 221ZM178 219H180L179 221L183 220L185 223L187 222V220L189 222L191 221L192 224H191V222L189 224L190 225H193V228H192V226L191 227L189 226V227L191 229V233L192 232H194V233H193V236L191 235L193 238H190V240H192V242L190 241V245L188 244V246H187V243L188 242H186L185 244H182L178 248L180 251L179 250L174 251V249L175 250L177 249L175 247V248H172V251H174V252H172L170 250L171 249V244H173L172 247L175 246V245H174L173 240H171L172 239L171 237H172L173 227H169V224H171V226H174V225H172V223L176 222ZM198 219H201V220H198ZM211 219L212 220L214 219V221L212 222ZM71 220H73V221H71ZM173 220H175V221L173 222ZM41 221H44V222L42 223ZM226 221H227V224H225ZM35 222H39L40 224L39 223L36 224ZM137 222H138V224H137ZM141 222H143V223H141ZM149 222L150 223H153V225L151 224V227H150V225H148ZM162 223H164V225ZM206 223L208 225H206ZM220 223L222 225L223 224H225V225L222 226ZM24 224H27V225L24 226ZM30 224H31V226H30ZM209 224H211V225L209 226ZM34 225H35V227H34ZM160 225H163V226H160ZM205 226L206 227L209 226V227H207L208 228L207 230H206V228H204ZM215 226H216V228H215ZM218 226H220V227L222 226L221 227L222 231H221L220 227H218ZM226 226H228V227H226ZM3 227H5V228H3ZM165 227H167V228H165ZM25 228L28 229L27 232H25L26 231ZM170 228H172V230H171L172 232L170 231ZM199 228H201V229L199 230ZM202 228L206 232L203 231ZM210 228H213L212 231H211ZM217 228H218V230H217ZM223 228H225V229H223ZM29 229H31V230H29ZM102 229H104V230H102ZM192 229H194V230H192ZM1 230H0V232H1ZM20 230H22L21 233H20ZM32 230L35 233H33ZM60 230H61V232H60ZM153 230H155V231H153ZM161 230H162V232H161ZM229 230H230V234L228 233ZM14 231H16V233ZM28 231H29L30 234L28 233ZM43 231H45V232H43ZM69 231H71V232H69ZM101 231H102V233H101ZM214 231H216V232H214ZM38 232L39 233L41 232L39 234V235H41L40 237L37 234ZM209 232H210V235H209ZM151 233H153V234H151ZM211 233L215 237L216 236L218 237V235H219L222 238L221 237L220 238H217V237L215 238L213 235H211ZM214 233H217V234L215 235ZM224 233H225V235H224ZM226 233H228L229 238L226 235ZM146 234L149 235V237ZM167 234H169V235H167ZM17 235H19V236H17ZM21 235H22V237H20ZM232 235H233V237H232ZM258 235L259 234H257V237H258ZM195 236H198V237H195ZM15 237H18V238H15ZM147 237H148V239L150 238L149 241L145 239ZM210 237L212 239H213V237L215 238L214 239L215 241L212 240V239L210 240L212 242V245H210L211 244L210 242L207 243V240L209 241ZM235 237L238 238L239 241H242L245 245L247 243L248 244H251L252 245L251 247L253 248V250L251 249V251H250V249L249 250L246 249L245 251L248 250V252L245 253L243 251L242 252L238 251V247H235V246L234 247L232 246V249H231V247L229 248V245H228L229 243H230V245H233L232 244V241H230V240H236ZM105 238H107V241H105L106 240ZM151 238H152V240H151ZM223 238H225V239H223ZM1 239L3 240L4 243H1ZM163 239H164V241H163ZM153 240H156L157 242L155 241V242L152 243ZM224 240H225V242H224ZM257 241L259 243V237L257 238ZM148 242L150 244H148ZM216 242H217V244H216ZM155 243H156V245H155ZM164 243H165V245H164ZM195 243L196 244L198 243V244L196 245ZM93 244H94V246H93ZM96 244H97V246H96ZM143 244L145 246L146 245H148V246L145 247V246H143ZM1 245H0V247H1ZM224 245H225V247H224ZM155 246H156V248H155ZM158 246H159V248H158ZM164 246L166 247V249H165ZM168 246H170V247H168ZM212 246H213V248H212ZM84 247L87 248V249H84ZM104 247H105L106 250L104 249ZM181 247H183V249H181ZM163 248H164V250H163ZM217 248L219 250H217ZM226 248H228V249H226ZM153 249L154 250L157 249L156 250L157 252L156 251L154 252ZM74 251H75L76 254L74 253ZM77 252L79 254H77ZM139 252H141L140 253L141 256L139 255ZM248 253H249V256L247 255ZM143 254H145L144 257H143ZM179 254L181 255V253H179ZM70 255H71V257H70ZM170 255L172 256V258H171ZM139 256L141 257V260H139L140 259ZM137 258H138V261H137ZM175 260H176V258H175ZM168 261H169V263H168Z\"/></svg>",
	"mask_w": 264,
	"mask_h": 264
},
{
	"label": "bare ground",
	"instance_id": "2",
	"mask_svg": "<svg viewBox=\"0 0 264 264\" xmlns=\"http://www.w3.org/2000/svg\"><path fill=\"white\" fill-rule=\"evenodd\" d=\"M165 0H86V2H84V4L83 3H81L82 4V11H83V16H85L84 17V19H85V21H83L84 23L82 24V26L80 27V29L77 31V33L75 34V36H74V38H73V40H74V42H73V46H71V48H69V49H66L65 51H64V53H62V54H60V56L58 57V58H52V57H49L48 56V58H46L45 60H38V61H36V65H37V67H38V70H37V74H36V76H35V78H34V81H33V83L29 86V87H27V88H23L22 90H20V92L17 94V96L15 97V98H13V100H10L9 101V104H7L6 106H4L3 105V107L4 108H1V110H0V187H3V188H9V185H11L12 186V184L14 183H21L23 180H24V182H27V180H28V178L29 177H32V179L35 181L34 183H33V180L32 179H29V180H32V181H30V183L32 182L33 183V185L32 186H30V184L28 185V186H30L31 188H33L34 186H36L37 185V183L38 182H42L41 181V178H42V180H45L46 178L44 177V179H43V176L44 175H41V177H38L39 175H38V173H37V178L38 179H40L39 181L35 178V176H31V174L32 173H35V172H32V171H37V172H39L38 171V169H37V166L36 165H39V164H36L37 162H36V158H33L34 156H33V152L32 153H30V154H32V155H30V156H27V155H29L28 153L29 152H31L28 148H30V143H32V142H34L35 140H34V138H35V136L33 137L32 136V139L30 138V141L32 140V142H30V143H28V141L27 140H29V139H27L26 137V135L24 134H22L23 132H27V130H28V128H27V130L26 129H22L23 127H24V125L25 124H22L23 125V127L21 128V124H19L20 126H19V129H18V124H17V126H14V129L17 127V132L19 131H21L20 133H17V135H14V132L16 133V129H15V131L13 132L11 129H10V127L8 126V130L7 131H9V133L10 132H13V134L12 133H10V135L12 134V136H13V138L11 137V136H9V133L8 132H6L7 134H8V136H9V138H7L6 137V140H3V138L5 137V136H2L3 134H2V129L3 128H5L4 126L6 125V124H12L11 123V121H13L15 118H18L19 120H20V115L22 116V117H25V114L24 115H22L21 113L23 112V111H25V109L26 108H28L29 106H32V105H36L35 103L37 102V104H39V106H40V104L42 103V102H45L46 101V96H47V94H48V92L51 90V88L53 89V88H57V87H59V85H60V87H62L65 83H63L64 81H65V79H64V77H66L67 75H71V76H73V77H75L76 75L75 74H79V73H81L82 71L81 70H83V71H85L84 69H86V68H91L93 65H95V63L97 62V61H99V63H100V58L103 60L105 57H103L104 55H106L107 53L109 54L110 53V51H112V50H116V48H118L119 47V45L121 44V42H122V40H123V38H126L127 39V34H128V36H129V34L130 33H132L133 34V32L131 31V29H130V31L128 32V33H123V32H126L124 29H126V27H127V29L128 28H130L131 27V25H133L134 23L133 22H136L138 25V27H139V29H140V27L143 25V23H144V25L146 26V28H144V25L142 26L144 29L143 30H145V29H147V27L149 26V24H153V22H151L150 23V21H153V19H152V17H154L155 18V20L157 19V18H159L158 17V14L160 15V13L161 14H163V12L165 13V16H164V18H166V14H167V11L169 12V10L168 9H170L171 10V12L173 13V11H172V9H171V5L173 4V3H171L170 4V1L171 0H166L165 2H164ZM168 1H169V3H168ZM191 1V0H190ZM193 1V0H192ZM207 1V0H206ZM223 1H225V0H223ZM229 1V4H230V7H231V10H232V13H231V15H232V20H233V24H234V27H232L231 26V22H230V19H229V15H227V13L225 12V11H222V7L224 8L225 6H226V4H224L223 2H221V0H209V2L207 3H205V4H207V10H206V6H204V5H202L203 3H204V1L202 0V3H200V1L199 0H197V2H196V4H195V6L197 5H199L198 6V8H197V6H196V9H195V6H194V4L193 3H190L189 5H191V6H193L192 7V9H195L194 11L198 14V10H199V8H200V5H201V8H200V11H201V9L203 10V8H204V10H206V11H210V12H207V15H205L206 17L208 16H210L209 18H208V20L209 21H207V22H209L208 23V25H207V27L208 26H210L211 24H213V25H211L212 27H209V28H207V29H210V28H212L211 29V31H213V30H215V31H213V32H211V31H207L208 33H204V35H203V40H204V38H207L206 40H208V38H209V36L211 37V36H213L214 35V37L216 36V38L218 39V45H217V42H215V41H217V39L216 38H213V39H216V40H213L214 42V44H213V46L211 47L212 49H213V47L214 46H221V48H220V50H222V51H220V52H222V54L221 53H219V48H218V50L216 49V47H215V50L213 51L211 48V50H212V52L211 53H213V52H215V54L217 55L218 53L220 54V56L222 57V59L220 60L219 58H218V56L219 55H217V59L219 60V61H216V66H217V63L218 64H220V65H218V66H220V68H221V70H217V71H220L219 72V74H221L220 75V87L218 88L217 87V89H216V92L218 93V98L215 100L216 101V105L218 106L217 107V111H218V109H220V110H222L221 111V115H222V113H224V111H227V112H225V116H227V120H226V122L227 121H229V120H231V117L232 118H234V122L236 121V122H238L237 124H233L232 122V120L230 121V122H228L229 123V125H228V123H226L227 124V128L229 127V128H232L233 127V129H235V130H232V129H230V131H231V133L233 134V133H235V132H237V130H238V128L236 127L238 124V127L240 128V132H239V130H238V135H237V133H235L234 134V136H238L237 137V141H238V138H239V141L242 139L241 137H242V135H243V133H244V140H245V142L247 141V143H245L244 145H248L247 147H245L246 149H244V145L243 144H241L242 142L240 141V143L239 144H241V145H243V146H241V149L240 148H238V146H239V144H237V143H235V142H237V141H233V145H231L230 147H231V149H225V150H227V152L225 151V153L224 154H226L227 156L225 157L226 158V161H224V159H223V154L222 153H220V156H221V154H222V156L221 157H219V159L220 160H223V162H225V164L223 163V166L221 165V163H222V161H220L219 159H218V161H220L221 163H219L217 160H216V162L214 161V159L212 160V161H214V162H212V161H210L209 159H208V156H207V159H208V161L205 163V164H203V171H201V173H200V171H197V168H195V172L193 171V170H183V166H182V164H180L179 163V161L181 162V163H183V162H188L187 160H188V158L186 157H184L183 156V159L185 158L186 159V161H185V159H184V161L182 162L179 158V155H178V153H177V146L180 144L179 143V141H180V136H179V133L180 132H183L184 131V129H183V127L181 126L182 124H181V121H180V116H181V111H183L184 112V110H185V112L186 113H184L185 115H188L187 113H188V111H186V109H187V107L185 108V106H184V109H181V105H182V101H186V100H188L189 98H188V96L187 95H190V93L192 94V90H193V88H192V90H190L189 92V94H187L186 95V98L185 99H181L182 97L180 96L181 94H179L180 93V90H178V82H176V80H174V78H173V76H171L170 77V75L169 74H171L170 72H169V70H168V73L169 74H165L166 75V77H164V76H161V74H159V77L158 78H156L157 79V82H155L156 84H155V91H154V98L152 97V95H151V97L154 99L153 100V104H151L152 105V107L151 108H149V106H148V104L146 105V107L148 106V108H146L145 110H140V108H139V110L138 111H132L131 113H132V115L133 116H131L132 118H129V120H128V122H127V126L125 125L124 127H129L128 128V130H130L129 131V135H128V133H126V135L128 136L127 138H128V141H129V146L128 147H123L122 146V144H123V142L122 141H120V140H122V139H120L119 141H115V136H114V138H112V140L114 139V142L113 143H110V146L109 147H107V148H102L103 150L101 151V152H103L102 153V156H104V154H107V151H108V153H109V151H110V153H112V155L114 156V161H112V162H110V159H111V157L109 158V161H108V159L107 160H105V158L106 157H103L104 159H100V158H98V160H90V159H88V160H81V161H79V160H76V162L75 161H72V165L70 166L69 164H71V163H67V165L69 166L68 168H65L64 170H63V173H60V174H58V176H57V174H56V176H55V174H51V172H49L50 174V176L51 175H54V177H57V180H55V179H53V183H52V185L51 184H49L48 183V181H49V179H52V178H47L48 180H46L47 182H45V183H43L44 184V186H46V184H47V187L48 188H117L119 185V187H124V185H125V182L128 184V185H133V183H130V181L128 180V178L129 177H132V175H134L133 177L137 180V181H135V182H138L139 180H138V178H137V174H138V172H140L139 171V168H140V166H138L139 168L137 169V174H135V172H133L134 174H132V172L131 171H128L129 169L131 170L132 169V167L131 166H129L128 165V155H130V152H134L135 150H141V149H143V148H141V149H138L139 147H141L140 146V144H141V142H143V141H145L144 139H148L147 140V142L149 141H151V140H149V138H151V139H154V146H153V148H154V150H155V155H153L154 156V158L153 157H150V156H147V154L148 155H150L149 153H146V150H144V153H146L145 155H146V157L144 156V158H149L150 160H153L152 161V165H150V163H151V161H150V163H149V166L147 167L148 168V172H146L145 173V175H146V177H144L145 179V183H144V180H141L142 181V183L140 182V184L139 183H137L138 185H140V188H141V185H143V187L142 188H182V190H183V188H184V190H183V194H186V193H184V192H186V189H187V192L188 193H191L192 192V190H191V192H189L188 190V188H193V189H195V188H204V190L206 191V193H204L206 196L205 197H207V195H208V198H209V200L207 199V200H205V201H209L210 202V204H209V202H206L208 205H210V206H207L206 205V207L207 208H205V206H204V209H208L209 207H211V206H213L214 204H216L214 207H212L213 208V210H215L216 211V208L218 209V206H219V210L217 211V212H212V214H213V216H214V213H217L218 215H220V212H221V214H222V212L224 211V209H225V207H224V205H225V203H226V201H224L223 200V202H225L223 205H219L220 203L219 202H222L221 200L224 198L225 200H226V198L225 197H223L224 196V194L222 193V192H226V189L225 188H235L234 190H236V189H238V191L239 192H244L245 193V196H246V198L244 197V195H242V194H240V196H238V198H239V207L241 208V211H240V214H239V216H241V222H240V231H238L236 234H239V232H240V235H238V236H241V237H244V239H246L245 237H248V239L250 240L251 239V237H252V239L253 238H255V245L256 246H254V247H256L255 248V250L256 251H258L259 250V248H261L262 249V247L264 248V216H263V210H262V208L264 207V147L262 148L261 146H263L264 145V143L262 144L261 142L264 140V128L263 129H261V131L259 130L260 129V127H261V125L262 124H264V0H228ZM43 2H44V0H39L38 1V15L40 14V10H41V7H42V5H43ZM166 2L168 3V5L170 4V6H167V4H166ZM189 2V1H188ZM199 2V3H198ZM68 3H70L68 0H62V5L60 6V8H61V12H63V10H66L67 9V5H68ZM86 3V4H85ZM222 3H223V6H222ZM180 4H182V3H180ZM219 4V5H218ZM84 5V6H83ZM187 6V8L189 7V8H191V6ZM220 5H221V8L219 9V7H220ZM225 5V6H224ZM178 6V5H177ZM202 6H204V7H202ZM219 6V7H218ZM173 7V6H172ZM179 8V7H178ZM186 8V9H187ZM188 8V9H189ZM225 10H227L226 9V7L224 8ZM175 10H176V8H175ZM177 10H179V9H177ZM176 10V11H177ZM190 10L191 9H189V12H190ZM197 10V11H196ZM203 10V11H204ZM182 11V10H181ZM186 11V10H185ZM79 12V11H78ZM187 12H188V10H187ZM202 12V11H201ZM200 12V13H201ZM176 13V12H175ZM181 13V12H180ZM194 12H192V14H193ZM196 13H195V15H196ZM203 13H206L205 11L203 12ZM209 13H210V15H209ZM183 14V13H182ZM189 14V13H188ZM157 15V16H156ZM168 15V14H167ZM175 15V14H174ZM177 15H178V13H177ZM186 15V14H185ZM194 15V14H193ZM204 15V14H203ZM203 15L202 14H200V16H202L203 17ZM162 16V15H161ZM162 16V17H163ZM171 16H173V14H171ZM182 16V15H181ZM200 16H196V18H198V17H200ZM157 17V18H156ZM161 17V18H162ZM177 17V16H176ZM189 17V16H188ZM193 18H195V16H192ZM192 17H191V19H192ZM0 18L1 19H3L2 18V16H0ZM151 18V20H149ZM181 18H183V17H181ZM195 18V19H196ZM212 18V20H210ZM170 19V18H169ZM175 19H177V18H175ZM175 19H171V21L173 20H175ZM188 20H189V18H187ZM187 19H185V21L184 22H186V20ZM190 19V20H191ZM202 19V18H201ZM200 18H199V20L198 21H200L201 20ZM139 20V22H137ZM158 20H163V19H158ZM178 20H180V19H178ZM231 20V21H232ZM164 21V20H163ZM166 21V20H165ZM182 21V20H181ZM192 21V20H191ZM202 21V20H201ZM200 21V22H201ZM204 21V20H203ZM213 21V23H211V22ZM143 22V23H142ZM147 22H149V23H147ZM156 22V21H155ZM188 22V21H187ZM186 22V24H187V26H189L188 27V29L190 30V25H192V27L191 28H195L196 29V27L198 26V28H200V30H202V29H204L205 27L203 26V25H200V24H198V22H196V21H194V19H193V22H192V24H191V22L190 23H187ZM3 23L4 22H0V45H1V42H2V39L4 38V36H6L7 34H9V33H4V31H3V29H4V25H3ZM130 23H132V24H130ZM147 23V24H146ZM157 24H158V22H156ZM155 23V24H156ZM162 23H164V22H162ZM161 23V24H162ZM173 23H175V22H173ZM182 24H181V26L183 27V22H181ZM130 24V25H129ZM157 24H156V26H157ZM170 24H171V22H170ZM177 24V23H176ZM185 24V25H186ZM203 24V23H202ZM134 25H135V27H134ZM133 25V29L135 28V30H134V33H136V29H137V26H136V24H134ZM165 25V24H164ZM171 25H174L175 26V24H171ZM177 25H179L180 26V24H179V21H178V24ZM176 25V26H177ZM126 26V27H125ZM166 26V25H165ZM175 26V27H176ZM180 26V27H181ZM206 26V25H205ZM48 27V26H47ZM163 27V26H162ZM168 27V26H167ZM173 27V26H172ZM173 28V30H171L172 28L170 27L169 28V31L168 32H170V31H172V33L173 32H175V29L176 28ZM201 27H202V29H201ZM215 29H214V28ZM149 28V27H148ZM151 29L153 28V25H152V27H150ZM158 28V27H157ZM197 28V29H198ZM233 28H234V30H233ZM156 29V28H155ZM165 29H167V28H165ZM194 29V30H195ZM196 29V30H197ZM206 28H205V31L207 30ZM157 30V29H156ZM162 30H164V29H162ZM168 30V29H167ZM187 30V29H186ZM195 30V31H196ZM200 30H199V33H200ZM152 31V33H154L153 32V30H151ZM193 31V30H192ZM137 32H139V31H137ZM140 32H141V30H140ZM157 32V31H156ZM181 32H182V30H181ZM184 32V31H183ZM187 33H188V30L186 31ZM185 32V33H186ZM194 32V31H193ZM203 32V31H202ZM171 33V32H170ZM176 33V32H175ZM196 33V32H195ZM137 34V33H136ZM12 35V34H11ZM139 35H140V33H139ZM152 35V34H151ZM155 35V34H154ZM164 35V34H163ZM171 35V34H170ZM170 35H166V36H169L171 39H172V37L170 36ZM173 35V34H172ZM177 35H179V32H178V34ZM180 35H182V34H180ZM184 35H186V34H184ZM188 35V34H187ZM186 35V36H187ZM192 35L193 34H191L190 36L192 37ZM195 35V34H194ZM194 35H193V37H194ZM197 35V34H196ZM131 36V35H130ZM136 36V35H135ZM156 36H157V34H156ZM156 36H154V38L153 39H156L157 37ZM158 36H160V34H158ZM189 36V35H188ZM188 36H187V38H188ZM189 36V37H190ZM200 36H202V35H200ZM133 37V36H132ZM137 37H138V35H137ZM136 37V38H137ZM141 37V36H140ZM148 37V36H147ZM156 37V38H155ZM181 37V36H180ZM190 37V38H191ZM128 38H130V37H128ZM133 38H135V37H133ZM144 38V37H143ZM151 38V40H152V37H149L148 38V40ZM169 38V39H170ZM195 38L196 39H198L199 37H198V35L197 36H195ZM201 38V37H200ZM199 38V39H200ZM138 39V38H137ZM146 39V38H145ZM193 40H194V38H192ZM211 40H212V38H210ZM209 39V40H210ZM157 40H158V38H157ZM160 40V39H159ZM162 40V39H161ZM174 40V39H173ZM173 40H172V42H173ZM202 40V41H203ZM13 41H14V37H13V35H12V44H11V46L9 47V50L7 51V53L5 54V56H4V58H3V60H2V67H3V63L4 62H7V60H8V56L10 55V52H11V50H12V47L14 46L13 45ZM145 41V40H144ZM153 41V40H152ZM164 41V40H163ZM163 41H161V42H163ZM181 41V40H180ZM182 41H183V39H182ZM194 41H196V42H198L197 40H194ZM201 41V40H200ZM129 42V41H128ZM127 41H126V43H128ZM135 42V41H134ZM138 42V41H137ZM136 42V43H137ZM146 42V41H145ZM148 42V44H149V41H147ZM146 42V43H147ZM160 42V41H159ZM168 42V41H167ZM187 42V41H186ZM188 42H189V40H188ZM212 42V41H211ZM151 43V42H150ZM154 43V42H153ZM169 43V42H168ZM177 43V42H176ZM191 43H193V41H191ZM210 43V42H209ZM143 44H144V42H143ZM156 44H157V42H156ZM160 44H162V43H160ZM159 44V45H160ZM178 44V43H177ZM177 44H175V45H177ZM179 44H180V42H179ZM178 44V45H179ZM189 44V43H188ZM198 44V43H197ZM220 44V45H219ZM146 45V44H145ZM150 45H154V44H150ZM167 45V44H166ZM174 45V44H173ZM189 45H191V44H189ZM199 46H200V43L198 44ZM198 45H196L197 47H199ZM138 46V45H137ZM144 46V45H143ZM147 46V45H146ZM170 46V45H169ZM168 46V47H169ZM181 46V45H180ZM188 46V45H187ZM195 46V45H194ZM202 46V45H201ZM200 46V47H201ZM204 46H206V48H208V47H210L211 46V44L209 45V46H207V43L205 42V45ZM142 46L140 45V47L138 46L137 47V49L139 48H141ZM153 47V46H152ZM157 47V46H156ZM167 47V48H168ZM186 47V46H185ZM131 48V47H130ZM130 48H129V50H130ZM144 48H145V46H144ZM147 48H149V47H147ZM161 48V47H160ZM166 48V47H165ZM164 48V49H165ZM189 48H190V46H189ZM206 48H204V49H206ZM119 49V48H118ZM209 49V48H208ZM136 50V49H135ZM140 50H142V49H140ZM140 50H139V53H141L140 52ZM144 50V49H143ZM187 50V49H186ZM192 50V49H191ZM191 50L189 51L190 53H191ZM193 50H195V49H193ZM202 50V49H201ZM210 50V51H211ZM133 51V50H132ZM138 51V50H137ZM156 51V50H155ZM163 51V50H162ZM167 51V50H166ZM168 51H170L169 49H168ZM206 51V50H205ZM218 51V52H217ZM143 52V51H142ZM157 52V51H156ZM159 52V51H158ZM192 52H194V51H192ZM117 53V52H116ZM130 53V52H129ZM136 53H138V52H136ZM145 53V52H144ZM153 53V52H152ZM173 53V52H172ZM14 54V60L15 61H18L19 60V58H20V51H19V49L18 48H15V52L13 53ZM125 54H126V52H125ZM133 54H134V52H133ZM181 54V53H180ZM183 54V53H182ZM215 54H212L213 56L215 55ZM112 55V54H111ZM114 55V54H113ZM124 55V54H123ZM129 55V54H128ZM140 55V54H139ZM159 55V54H158ZM167 55H168V53H167ZM175 55V54H174ZM173 55V56H174ZM177 56H178V54H176ZM194 55V54H193ZM117 56V55H116ZM119 56V55H118ZM135 56H137V55H135ZM152 56V55H151ZM184 56V55H183ZM198 56V58H197V60L199 61V60H201V62L203 61V59H204V57H206V54H205V56L204 57H201V56H199V55H197ZM212 56V57H213ZM107 57H109V56H107ZM107 57H106V59H107ZM114 57V56H113ZM131 57V56H130ZM129 57V58H130ZM142 57H143V55H142ZM170 57H172V54H171V56ZM170 57H168L169 59H171ZM176 57V56H175ZM190 57V60L191 59H195V57L194 58H191V57H193V56H189ZM201 57V58H200ZM210 57V56H209ZM208 56L206 57V58H208V59H210ZM216 57V56H215ZM110 58V57H109ZM126 58V57H125ZM137 58V57H136ZM139 58H140V56H139ZM184 58V60H185V62H187V64H188V61H186L187 59L185 58V57H183ZM205 58V59H206ZM116 59V58H115ZM152 59H153V57H152ZM204 59V60H205ZM208 59H206L205 61H206V63L209 61ZM211 59H213V58H211ZM215 59V58H214ZM177 60V59H176ZM182 60V59H181ZM208 60V61H207ZM115 61V60H114ZM129 61V60H128ZM198 61H196V62H198ZM211 61V60H210ZM221 61V62H220ZM103 62V61H102ZM102 62H101V64L100 65H102ZM183 60H182V64H183ZM200 62V63H201ZM116 63L117 62H115V64L113 65V67L115 66L116 67V69H115V71L117 72V74L116 75H113L114 73H110L109 74V81L111 82H108V85L109 84H111L110 85V88H112L113 90H114V92H116V93H125V89H127L128 87H131V85H136L137 84V82H136V84L135 83H133V84H131V82L133 81V76H131V79H132V81L130 80V76H128L127 74H129L128 73V71H127V74H125V73H122V71H124L123 70V68H125V66H127V64L126 63H124L125 65L123 66V68L121 67V70L118 72L117 71V66L118 67H120V66H122L123 64H120V62H118L119 64H117L116 65ZM128 63V62H127ZM135 63L136 62H134V64H133V67L131 66V64H128V66L126 67V68H128L127 70H131V68H134L135 67ZM145 63V62H144ZM189 63H190V61H189ZM192 63V62H191ZM193 63H195V62H193ZM200 63H198V65H199V68L201 69V68H203L204 69V67H205V69L206 68H209V67H206V66H204V65H202V67H200ZM202 63H205L204 61L202 62ZM201 63V64H202ZM161 64H162V62H161ZM160 64V65H161ZM167 64V63H166ZM208 64H209V62H208ZM208 64H206V65H208ZM107 65V64H106ZM130 65V66H129ZM138 65V63L136 64V66ZM159 65V64H158ZM196 65H197V63H196ZM197 65V66H198ZM211 64H209V66H210ZM214 65H215V62H214ZM144 66H145V64H144ZM153 66V65H152ZM162 66V65H161ZM160 66V67H161ZM2 67H0V69L2 68ZM102 67H104L103 65H102ZM139 67V66H138ZM140 67L142 68V66H141V63H140ZM164 67V66H163ZM172 67V66H171ZM179 67V66H178ZM185 67H187L186 65H185ZM191 67H193L192 65H191ZM211 67V66H210ZM212 67H214V66H212ZM112 68V67H111ZM125 68V69H126ZM140 68V69H141ZM157 69H158V66L156 67ZM168 68V65L166 66V69ZM183 68V67H182ZM194 68V67H193ZM219 68V67H218ZM104 69V68H103ZM106 69H107V67H106ZM106 69H104V70H106ZM109 69H110V65H109ZM139 69V68H138ZM145 69H146V67H145ZM163 69H165V68H163ZM169 69V68H168ZM174 69V68H173ZM178 69V68H177ZM184 69V68H183ZM192 69V68H191ZM195 69V68H194ZM199 69V70H200ZM204 69V73L205 74H207V73H209L210 74V72H209V69L206 71ZM86 70H88V69H86ZM102 70V69H101ZM113 70H114V68L112 69V72H113ZM153 70V72H154V70H155V68L154 69H152ZM151 70V71H152ZM180 70V69H179ZM182 70V69H181ZM185 71H186V68L184 69ZM212 70V69H211ZM210 70V71H211ZM213 70H215V68L213 69ZM81 71V72H80ZM89 71V70H88ZM108 71H111V70H108ZM133 71V70H132ZM151 71H147V74L149 73V72H151ZM166 71V70H165ZM165 71L162 73V74H164L165 73ZM174 71V70H173ZM194 70H192V72H193ZM203 71V70H202ZM201 71V72H202ZM86 72L87 71H85V74H86ZM157 72H158V70H157ZM167 72V71H166ZM182 72H184L183 70H182ZM191 72V75H190V73H189V75H190V77L189 76H187V78L189 77V78H192V79H194L195 80V78H193L192 77V73ZM195 72V71H194ZM197 72V71H196ZM201 72H199V73H201ZM84 73V72H83ZM82 73V74H83ZM88 73V72H87ZM187 73V72H186ZM211 73H213V71L211 72ZM175 74V73H174ZM185 74V73H184ZM197 74V73H196ZM203 74V73H202ZM204 74V75H205ZM213 74H215V73H213ZM213 74H210L209 76H211V77H214L215 79H217L216 78V76H212ZM75 75V76H74ZM111 75H112V77H111ZM133 75V74H132ZM135 75H137V74H135ZM143 75V74H142ZM145 75H146V72H145ZM201 75V74H200ZM208 75V74H207ZM216 75L218 76V74H217V72H216ZM71 76H70V78H71ZM113 76H114V78H113ZM175 76V75H174ZM182 76H183V73H182ZM182 76H180V77H182ZM184 76H186V75H184ZM195 76V75H194ZM209 76H205L206 78L208 77L209 78ZM77 77V76H76ZM108 77V76H107ZM179 77V76H178ZM196 77V76H195ZM211 77H210V79L209 80H211ZM112 78V79H111ZM187 78H186V80H187ZM189 78H188V81H189ZM197 78L198 77H196V80H197ZM63 79H64V81H63ZM153 79V78H152ZM155 79V80H156ZM178 79V78H177ZM214 79V80H215ZM135 80V79H134ZM199 80H201V79H199ZM208 80V81H209ZM213 80V81H214ZM66 81L68 82V80L66 79ZM65 81V82H66ZM198 81V80H197ZM207 81V80H206ZM216 81V80H215ZM134 82V81H133ZM154 81L152 80L151 81V83H153ZM180 82H182V81H180ZM211 82V81H210ZM209 82V83H210ZM219 82V81H218ZM63 85H62V84ZM184 83V82H183ZM182 83V84H183ZM193 83H194V81H193ZM198 83V82H197ZM202 83H203V81H202ZM149 85V87H150V83H148ZM179 84H181V83H179ZM189 84H191V83H189ZM195 84V83H194ZM199 84V83H198ZM206 84H208V83H206ZM210 84H212V83H210ZM62 85V86H61ZM144 85H146V84H144ZM184 85V84H183ZM204 85V84H203ZM213 85V84H212ZM215 85V84H214ZM139 86V85H138ZM217 86V85H216ZM133 87V86H132ZM187 87H189L190 88V86L189 85H187ZM192 87H193V85H192ZM195 87V86H194ZM203 87V86H202ZM204 87H205V85H204ZM213 87V86H212ZM135 88H136V86H135ZM140 88V87H139ZM143 88H147V87H144L143 86ZM58 89V88H57ZM111 89V90H112ZM181 89V88H180ZM195 89V88H194ZM199 89V88H198ZM219 89V90H218ZM55 90V89H54ZM59 90V89H58ZM128 91H129V89H127ZM186 90V89H185ZM187 90H189L188 88H187ZM53 91V90H52ZM52 91H51V94L50 95H52L53 93H52ZM141 91V90H140ZM182 91V90H181ZM196 91V90H195ZM194 91V92H195ZM201 91V90H200ZM211 92V88L209 89L208 88V92ZM213 91V90H212ZM54 92V91H53ZM111 92V91H110ZM137 92V91H136ZM146 92V91H145ZM184 92V91H183ZM186 92H188V91H186ZM209 92V93H210ZM116 93H115V95H116ZM129 93V92H128ZM130 93H132L131 91H130ZM182 93V92H181ZM195 93H197V92H195ZM48 94V95H49ZM55 94V93H54ZM92 94V93H91ZM95 94V93H94ZM119 94V95H120ZM133 94V93H132ZM136 94V93H135ZM148 94V93H147ZM186 94V93H185ZM184 94V95H185ZM215 93H214V91H213V95H214ZM114 95V96H115ZM118 95V94H117ZM116 95V96H117ZM126 95V94H125ZM197 95H198V93H197ZM213 95H212V93H211V96L213 97ZM95 96V95H94ZM122 96V95H121ZM131 96V95H130ZM215 96V95H214ZM242 96L244 97V99H245V104L243 105L242 104ZM93 97V96H92ZM124 97V96H123ZM127 97V96H126ZM200 97V96H199ZM151 98V99H152ZM215 97H213L212 99H214ZM45 99V100H44ZM49 99V98H48ZM74 99V98H73ZM90 100H91V97L89 98ZM93 99H94V97H93ZM95 99H96V101H97V96L95 97ZM94 99V100H95ZM134 99V98H133ZM144 99V98H143ZM194 99L196 100V98H195V96H194ZM194 99H192V102H195V100ZM44 100V101H43ZM68 100V99H67ZM76 100V99H75ZM94 100H91V101H94ZM194 100V101H193ZM198 100V99H197ZM205 100V99H204ZM208 100V99H207ZM211 99H209L208 100V103H209V101H210ZM8 101V100H7ZM71 101H73V100H71ZM85 101V99L83 100V104L85 103L84 102ZM91 101H89V102H91ZM95 101V102H96ZM149 101H150V99H149ZM152 101V100H151ZM190 101V100H189ZM189 101H188V106L190 105L191 106V101H190V103H189ZM200 101V100H199ZM199 101H197V102H199ZM214 101V100H213ZM82 102V101H81ZM98 102V101H97ZM127 102V101H126ZM135 102H136V100H135ZM135 102H133V103H135ZM139 102V101H138ZM197 102H195V103H197ZM202 102V101H201ZM8 103V102H7ZM61 103H63V102H61ZM73 103H75V105H76V102H73ZM72 103V104H73ZM203 103V102H202ZM201 103V104H202ZM4 104V103H3ZM95 105V103H93L92 102V106H94ZM98 104V103H97ZM127 105L129 104V103H126ZM142 104V103H141ZM201 104H200V107H201ZM210 104H212V102H210ZM28 105V106H27ZM67 105V104H66ZM74 105V106H75ZM86 105H87V102H86ZM137 105H139V104H137ZM183 105H185V104H183ZM186 105H187V103H186ZM198 106H196V107H198L199 108V104H197ZM215 105V106H216ZM52 106H53V104H52ZM47 107L46 108V110H45V112H42L43 110H42V108L40 109L41 110V112H38V110H37V112H35V113H37V114H33L32 116H31V118L29 119V121L30 122H32L31 124L32 125H34L36 122H38L37 123V125H39L40 127L43 125V123H47L48 121H49V115L50 114H52V111H53V113H54V115L52 114V115H50V118L54 121V118H55V116H57L58 118H59V116H63V115H58L59 113H61V110L63 111V109H61V108H59V113H58V111H56L57 109H58V105H56L55 106V108L57 107V109L55 110V108H54V106L53 107ZM77 106H80L79 105V103L77 104ZM82 106V105H81ZM85 106V105H84ZM205 106H207V105H205ZM61 107H62V105H61ZM130 107V106H129ZM192 107V106H191ZM194 107V106H193ZM195 107V108H196ZM208 107H211L212 108V106H207V108ZM35 108V107H34ZM49 108V109H48ZM62 108H64V107H62ZM68 108H71V107H67L66 106V109H68ZM89 108V107H88ZM93 108V107H92ZM116 108V107H115ZM134 108V107H133ZM132 108V109H133ZM195 108H188V110H189V112L192 110V109H194V110H196ZM206 108V109H207ZM213 108H214V104H213ZM31 109V108H30ZM33 109V108H32ZM49 111H48V110ZM52 111H51V110ZM55 110V112H54V110ZM61 109V110H60ZM66 109H65V111H66ZM72 110L74 109V108H71ZM79 109V108H78ZM83 109L84 108H82V109H80L81 111H83ZM87 109V108H86ZM84 110V112H86L87 110ZM121 109V108H120ZM127 109H128V107H127ZM191 109V110H190ZM206 109H205V111H206ZM216 109V108H215ZM98 110V109H97ZM100 110H101V108H100ZM99 110V111H100ZM193 110V111H194ZM220 110L218 111L219 113H220ZM28 111V110H27ZM50 111H51V113H50ZM68 111H69V109H68ZM74 111V110H73ZM80 111V112H81ZM93 111V110H92ZM123 111H124V109H123ZM192 111V112H193ZM212 111V110H211ZM88 112V111H87ZM101 112V111H100ZM99 112V113H100ZM127 112V111H126ZM125 112V113H126ZM192 112H191V114H192ZM202 112H204V111H201V113ZM212 112H214V111H212ZM24 113V112H23ZM57 113V114H56ZM65 113H68V112H65ZM65 113H64V115H65ZM124 112H122V114H123ZM128 113V112H127ZM126 113V114H127ZM206 113V112H205ZM208 113V112H207ZM217 112H215V117H216V115L218 114H216ZM228 113H229V115H231L230 117L228 116ZM40 114H42V115H40ZM48 114V115H47ZM63 114V113H62ZM74 115H75V113H73ZM77 114V113H76ZM95 114H97L98 115V113H97V111L95 112ZM101 114H102V112H101ZM210 114H212V113H210ZM38 115H39V119H38ZM43 115H45V116H43ZM68 115V114H67ZM97 115L95 116V117H97ZM100 115V114H99ZM98 115V116H99ZM131 115V114H130ZM130 115H128V116H130ZM183 115V114H182ZM194 115V114H193ZM192 115V116H193ZM218 115H220V114H218ZM41 116V117H40ZM52 116V117H51ZM69 116V115H68ZM127 116V115H126ZM127 116V117H128ZM206 116V115H205ZM210 116V115H209ZM208 116V117H209ZM213 116H214V113H213ZM223 116V115H222ZM42 117H44L43 119H42ZM54 117V118H53ZM59 118L60 120L61 119H63V118ZM102 117H104L103 115H102ZM183 117H184V115H183ZM189 117V116H188ZM190 117H191V115H190ZM189 117V118H190ZM198 117H199V115H198ZM224 117V116H223ZM222 117V118H223ZM58 118H55V120L57 121V120H59ZM67 118V119H66ZM66 118H64V119H66V121L65 122H67L68 123V117H66ZM70 118V117H69ZM74 118H76V117H74ZM97 118H99V117H97ZM193 118H194V116H193ZM192 118V119H193ZM217 118V117H216ZM219 118V117H218ZM222 118H221V120H222ZM18 119H15L16 120V122H17V120ZM24 118H21V122H23L24 120H23ZM43 120V122H42V120ZM63 119V120H64ZM80 119V118H79ZM89 119V118H88ZM88 119H85L86 121L88 120ZM92 119V118H91ZM90 119V121L92 122V120ZM188 119V118H187ZM191 119V118H190ZM206 119H208V118H206ZM213 119H214V117H213ZM18 120V121H19ZM82 120V119H81ZM80 120V121H81ZM84 120V119H83ZM82 120V121H83ZM96 120V119H95ZM94 120V121H95ZM99 120V119H98ZM97 120V121H98ZM102 120V119H101ZM121 120H122V118H121ZM124 120H125V118H124ZM194 120V119H193ZM36 121V122H35ZM56 121H55V124H56ZM79 120H78V122H80ZM141 121H144L145 123L144 124H146L147 125V127H148V129H146V128H144V124L143 125H141V126H139V123L141 122ZM185 121H187V120H185ZM212 121V120H211ZM214 121H216V120H214ZM214 121H212V123H214ZM15 122V121H14ZM13 122V123H14ZM24 122H26V121H24ZM28 122V121H27ZM26 122V123H27ZM30 122H28L27 124H29L30 125ZM77 122V123H78ZM193 123L192 124H194V121H192ZM209 122H210V120H209ZM217 122V121H216ZM223 122H224V124H223ZM222 122V124L223 125H225V121H223ZM19 123H20V121H19ZM50 123H52V121L50 122ZM90 123V122H89ZM195 123H197V122H195ZM211 123V124H212ZM231 123H232V125H234V126H232L231 125ZM42 124V125H41ZM48 124V123H47ZM71 124H72V122H71ZM83 124V123H82ZM91 124V123H90ZM101 124H104V123H101ZM199 124V123H198ZM198 124H195V126L196 125H198ZM210 124V123H209ZM210 124V125H211ZM215 124V123H214ZM37 125H35L36 127H37ZM44 125H46V124H44ZM43 125V126H44ZM57 125V124H56ZM77 125H79V123L77 124ZM76 125V127H79V126H77ZM88 125V124H87ZM99 125V124H98ZM105 125V124H104ZM146 125H145V127H146ZM208 125V123L206 124V125H204V127L205 126H207ZM216 125V128H219L220 130H221V128L219 127L220 125L217 123V124H215ZM218 125V126H217ZM230 125H231V127H230ZM68 126V125H67ZM89 126V125H88ZM88 126H86V127H88ZM139 126V127H138ZM143 126V127H142ZM212 126V125H211ZM210 126V127H211ZM226 126V125H225ZM31 127H33V126H31ZM52 127H53V125H52ZM64 127V126H63ZM82 127V126H81ZM96 127V126H95ZM130 127H132L131 129H130ZM140 127H142V129H140ZM198 127V126H197ZM200 127V126H199ZM224 127V126H223ZM12 128V127H11ZM20 128H21V130H20ZM26 128V127H25ZM39 128V127H38ZM65 128V127H64ZM84 128H85V126H84ZM100 128V127H99ZM103 128V127H102ZM191 128V127H190ZM196 128V127H195ZM228 128V129H229ZM11 131H10V130ZM13 129V128H12ZM34 130H37V129H35V128H33ZM33 129H29V130H33ZM47 129V128H46ZM53 129V128H52ZM81 129V128H80ZM143 129H146L147 131L146 132H144V130ZM183 129V130H182ZM192 130H193V128H191ZM199 129V128H198ZM209 129V128H208ZM245 129H246V132H244L245 131ZM4 130V129H3ZM6 130V129H5ZM22 130H24V131H22ZM26 130V131H25ZM64 130V129H63ZM62 130V131H63ZM70 130V129H69ZM84 130V129H83ZM95 130V129H94ZM123 130H125L124 128H123ZM123 130H121V132L122 133H124V132H128V131H123ZM127 130V129H126ZM188 130H189V128H188ZM196 130V129H195ZM200 130H201V127H200ZM210 130H215V131H217L215 128H213V129H210ZM225 130H227L226 129V127H225ZM263 130V131H262ZM44 131H45V129H44ZM78 131H80V130H78ZM85 131H86V129H85ZM96 131V130H95ZM97 131H99V130H97ZM103 131V130H102ZM143 131V132H142ZM191 131V130H190ZM211 132V131H209V133L211 134L212 133V135L214 134V133H216V132ZM229 131V130H228ZM4 132V131H3ZM37 132H39V129H38V131ZM41 132V131H40ZM47 132V131H46ZM81 132V131H80ZM223 132H224V130H223ZM243 132V133H242ZM247 132H248V136H249V140L246 138L247 137V135H245V133L247 134ZM6 133H4V135H6ZM32 133L33 132H31V135H32ZM50 133V132H49ZM48 133V134H49ZM120 133V132H119ZM183 133H185V132H183ZM191 133H194V132H191ZM202 133V132H201ZM218 133V132H217ZM226 133V132H225ZM241 135H240V134ZM259 133H261V134H259ZM2 134V135H1ZM37 134H39V133H36V135ZM41 134V133H40ZM39 134V135H40ZM43 134V133H42ZM51 134V133H50ZM49 134V135H50ZM107 134V133H106ZM197 134V133H196ZM218 134H220V133H218ZM224 134V133H223ZM222 134V135H223ZM228 134H230V133H228ZM30 135V136H31ZM55 135H57V134H55ZM78 135H79V133H78ZM115 135V134H114ZM121 135V137H122V134H120ZM119 134H118V137L120 136ZM192 135V134H191ZM209 135V134H208ZM212 135H211V137H212ZM23 136H25V137H23ZM125 136V133H124V135H123V137ZM151 136H153V137H151ZM210 136V135H209ZM208 136V137H209ZM218 136H220V135H218ZM46 137V136H45ZM52 137V136H51ZM117 137V135H116V138H118ZM206 137V136H205ZM207 137V138H208ZM227 137V136H226ZM229 137V136H228ZM27 139L26 140V143H25V141H23V140H25V139ZM28 138H29V135H28ZM38 138V137H37ZM44 138V137H43ZM49 138V137H48ZM47 138V139H48ZM125 138V137H124ZM126 138V139H127ZM206 138V139H207ZM214 138V139H213ZM213 138H211L212 140H215V141H217V139H215L216 137H213ZM221 140H222V138L221 137H219ZM241 138V139H240ZM8 139H9V142H7L8 141ZM84 139H86V138H84ZM96 139V138H95ZM200 139V138H199ZM220 139H218V141H220ZM229 139H234L233 138V136H231ZM34 140V141H33ZM111 140V141H112ZM182 140H183V138H182ZM197 140V139H196ZM195 140V141H196ZM224 140V139H223ZM223 140L220 142V143H222V145L224 144V146L225 147H227V145L229 144H226L225 142H223ZM226 140H228V138L226 139L225 138V140L224 141H226ZM228 141V142H232V141ZM4 141H6L7 143H5ZM38 141V140H37ZM49 141V140H48ZM47 141V142H48ZM97 141H98V139H97ZM108 141V140H107ZM177 141H178V145H177ZM206 141V140H205ZM208 141V140H207ZM206 141V142H207ZM214 141V142H215ZM242 141H243V139H242ZM44 142V141H43ZM78 142H79V139H78ZM127 142V141H126ZM153 142V141H152ZM152 142H150L151 143V145H152ZM212 142V141H211ZM211 142H210V144H211ZM213 142V143H214ZM227 142V141H226ZM36 141H35V144H33L34 146L36 145ZM81 143V142H80ZM108 143V144H109ZM209 143V142H208ZM218 143V142H217ZM249 143H250V145H249ZM28 145V147H27V145ZM40 144V143H39ZM105 144V143H104ZM181 144H182V141H181ZM206 144V143H205ZM214 144H216V143H214ZM219 144V143H218ZM217 144V145H218ZM42 145V144H41ZM40 145V146H41ZM43 145H45L44 143H43ZM73 145V144H72ZM105 145H107V144H105ZM177 145V146H176ZM185 145V144H184ZM259 145H260V147H261V149H260V147H259ZM33 146V147H34ZM39 146V147H40ZM182 146V145H181ZM192 146V145H191ZM204 148H205V146H207V144L206 145H202ZM208 146H210V148H211V150H212V146L211 145H208ZM249 146H250V150H251V158H252V161H251V163H252V166H253V172L251 173V171H249V170H247V169H245V168H247V166L245 167V165L244 166H240V167H244V171H246V172H244V171H242L243 170V168H242V172L240 171V168H239V164H238V166L237 167H235L234 166V168L235 169H233V171L235 172V170H237L238 168V170L239 171H236L235 173L233 172V173H230V172H227V171H231V166L232 165H230V167L229 166H227V164L228 163H226V162H228V161H231L232 160V157H234V155L233 154H229L228 155V153H229V151L230 152H232V150H234L235 148H238L239 150H242V148L244 149V150H248V152H246L245 151V154H246V156L248 155V160H250V157H249ZM33 147H32V145H31V148L30 149H32L33 150ZM38 147V148H39ZM63 147V146H62ZM77 147H78V145H77ZM76 147V148H77ZM100 147H101V145H100ZM100 147H98V149H100ZM103 147V146H102ZM151 147V146H150ZM188 148H190L189 146H187ZM218 147H221V144H219V146ZM240 147V146H239ZM35 148V147H34ZM41 148V147H40ZM40 148L39 149H34L35 151L37 150V152L40 150ZM56 148V147H55ZM66 148V147H65ZM75 148V149H76ZM80 148V147H79ZM81 148H82V146H81ZM144 148H146V147H144ZM197 148V147H196ZM203 148V149H204ZM222 148V147H221ZM233 148V149H232ZM44 149V148H43ZM51 149V148H50ZM60 149H61V147H60ZM59 149V150H60ZM63 149H64V147L61 149L62 151H63ZM78 149V148H77ZM108 149V150H107ZM187 149V148H186ZM208 149V148H207ZM217 149V148H216ZM33 150V151H34ZM57 150V149H56ZM59 150H58V153H59ZM66 150V149H65ZM67 150H70L71 151V149H67ZM66 150V151H67ZM105 150H107L106 152H105ZM151 150V149H150ZM179 150V149H178ZM188 150V149H187ZM191 151H192V149H190ZM189 150V151H190ZM194 150V149H193ZM198 150V149H197ZM205 150H206V148H205ZM213 150H215V149H213ZM41 151V150H40ZM46 151H49V148H48V150L46 149ZM61 151V152H62ZM70 151H69V153H70ZM97 151V150H96ZM93 152V154L95 153V154H97L98 152ZM100 151V150H99ZM138 151V152H139ZM236 151V150H235ZM42 152V151H41ZM57 152V151H56ZM55 152V153H56ZM89 152V151H88ZM101 152H99L100 154H101ZM105 152V153H104ZM141 152V151H140ZM139 152V153H140ZM149 152V151H148ZM197 152V151H196ZM216 152H218V150L216 151ZM222 152H224V150L222 151ZM237 152H239V151H237ZM236 152V153H237ZM40 153V152H39ZM46 154H47V152H45ZM49 153V152H48ZM139 153H136V154H138L139 155ZM192 153H194V151H192ZM218 153V154H219ZM234 154H235V152H233ZM244 153V152H243ZM37 154V153H36ZM57 154V153H56ZM62 154V153H61ZM76 154H77V152H76ZM88 154V153H87ZM86 154V156H89V155H87ZM92 154V153H91ZM41 155H43V153L41 154ZM71 155L72 156H74L72 153H71ZM84 155V154H83ZM185 155H187V154H185ZM207 155H209V153L207 154ZM211 155V154H210ZM240 155V154H239ZM37 156V155H36ZM50 156V155H49ZM55 155H53V157H54ZM59 155H57V157H58ZM62 156V155H61ZM96 156H98V157H100L98 154L96 155ZM96 156H94L93 155V157H95L96 158ZM141 156V155H140ZM188 156V155H187ZM198 156V155H197ZM206 156V155H205ZM232 156V157H231ZM235 156H236V154H235ZM56 157V158H57ZM62 157H64V156H62ZM61 157V158H62ZM83 157V156H82ZM90 157H91V155H90ZM89 157V158H90ZM108 157H109V154H108ZM107 157V158H108ZM130 157V156H129ZM194 157H196L195 156V154H194ZM204 157V156H203ZM210 157V156H209ZM215 157V156H214ZM228 157H231V160L229 159L228 160ZM44 158V156H42V159ZM45 158H46V156H45ZM47 158H48V154H47ZM55 158V157H54ZM60 158V159H61ZM85 159H86V157H84ZM92 158V157H91ZM102 158V157H101ZM151 158H153V159H151ZM211 158V157H210ZM41 159V160H42ZM64 159H67V158H64ZM82 159V158H81ZM127 159V160H126ZM143 159V158H142ZM149 159L147 160V162L145 163V161L146 160H143L144 161V163L147 165L148 164V161H149ZM182 159V160H183ZM236 159H237V157H236ZM179 160V161H178ZM191 160V159H190ZM189 160V161H190ZM57 161H59V159L57 158ZM127 161V162H126ZM202 161V160H201ZM55 161H53V163H54ZM65 161H63V163H64ZM71 162V161H70ZM74 162V163H73ZM139 162H141V161H139ZM154 162V163H153ZM195 162H197V161H195ZM232 162H233V160H232ZM231 162V164H233V165H235L236 163H232ZM235 162V161H234ZM237 162V161H236ZM244 162V161H243ZM248 162V161H247ZM42 163V162H41ZM57 163V162H56ZM66 163V162H65ZM192 163H194V161L192 162ZM245 163V162H244ZM44 164V163H43ZM61 164V163H60ZM138 164V163H137ZM55 165V164H54ZM62 165H64V164H62ZM184 165V164H183ZM196 165L198 166V164L196 163ZM196 165H194V166H196ZM224 165H225V168H224ZM237 165V164H236ZM50 166V165H49ZM227 166V167H226ZM250 166V165H249ZM60 167H62V166H60ZM134 168L136 167V166H133ZM149 167H150V169H149ZM233 167V166H232ZM51 168H52V166H51ZM228 168H230V170L228 169ZM237 168V169H236ZM37 169V170H36ZM185 169V168H184ZM225 169H227L226 171H225ZM42 170V169H41ZM48 170H50V169H48ZM52 170H53V168H52ZM60 170H62V168L60 169ZM140 170H141V168H140ZM202 170V169H201ZM22 171H24V172H22ZM29 171H31V172H29ZM54 171H55V169H54ZM65 171V172H64ZM117 171H119L122 175H126L125 177V180L123 179L124 177L123 176H121L122 177V179L123 180H118V179H120V178H116V177H118V176H114L115 175V172L117 173ZM134 171H135V169H134ZM198 173H197V172ZM45 172V171H44ZM56 172V171H55ZM54 172V173H55ZM62 172V171H61ZM31 173V174H30ZM53 173V172H52ZM57 173H58V171H57ZM200 173V174H199ZM28 174H30V175H28ZM36 174V173H35ZM43 174H45V173H43ZM118 174V173H117ZM132 174V175H131ZM28 175V176H27ZM119 175V174H118ZM136 175V176H135ZM139 175H142V172H141V174H138V177H139ZM144 175V174H143ZM144 175V176H145ZM26 176V177H25ZM129 176V177H128ZM34 177V178H33ZM52 177V176H51ZM116 179H115V178ZM133 177L132 178H129V179H131V180H133ZM140 178H143V177H140ZM139 178V179H140ZM36 181H38V182H36ZM123 181H125L124 182V184H123ZM133 182H134V180H133ZM135 182H134V184H135ZM27 183L25 184V183H22V185L20 184V187L21 186H24V185H26V186H24V187H21V188H28V186H27ZM36 183V185H34ZM50 183H51V181H50ZM13 184V185H14ZM49 184V185H48ZM126 184V185H127ZM136 184V185H137ZM145 184V185H144ZM16 185H18V184H16ZM16 185H14V187L16 188ZM38 185L40 186V188H42V184H39L38 183ZM38 185L35 187V188H37L38 187ZM126 185H125V187H126ZM137 185V186H138ZM5 186H7V187H5ZM11 186H10V188H11ZM44 186H43V188H44ZM131 186H128V188H133V186L134 187H136L135 185H133L132 187ZM145 186V187H144ZM17 187H19V186H17ZM255 187V188H254ZM13 188V187H12ZM39 188V187H38ZM136 188H139V187H136ZM222 188L224 189L223 191H222ZM90 189H88V191L90 190ZM173 190H175V189H173ZM178 190V189H177ZM182 190H178V194H177V197H180L179 196V193H180V195L182 194ZM199 190V189H198ZM216 190V191H215ZM80 191V190H79ZM168 191V190H167ZM171 191V190H170ZM212 191H214V192H212ZM220 192V195H218V192ZM84 192V191H83ZM141 192V191H140ZM197 192V191H196ZM187 193V194H188ZM197 193H200L199 191L197 192ZM202 193V192H201ZM214 195H216L217 194V198H219L218 200H217V198L214 200V196H213V194ZM227 193H229L228 192V190H227ZM83 194V193H82ZM152 194V193H151ZM156 194V193H155ZM158 194V193H157ZM156 194V195H157ZM173 194V193H172ZM192 194H194V193H192ZM203 194V193H202ZM203 194V195H204ZM41 195V194H40ZM85 195H86V193H85ZM169 196H170V194H168ZM168 195H167V197H168ZM174 195V194H173ZM172 195V196H173ZM199 195H201V194H199ZM198 194H197V198L196 197H194V198H196V199H198V196H199ZM79 196V195H78ZM84 196V195H83ZM90 196H92V195H90ZM144 196V195H143ZM187 196H189V197H191L190 196V194L189 195H186V197H184L183 195H182V197L183 198H181V204L183 203L182 201H184V203H187V205H188V203L190 202H188V199H186V198H188ZM195 196V195H194ZM218 196H220V197H218ZM93 197V196H92ZM147 197H150V195H148ZM201 197V196H200ZM231 197H234V196H231ZM38 198V197H37ZM39 198H41V197H39ZM74 198V197H73ZM94 198H96V197H94ZM173 198V197H172ZM185 198V199H184ZM192 198V197H191ZM191 198H189V200L191 199ZM41 199H44L43 198V195H42V198ZM79 199V198H78ZM77 199V200H78ZM90 199V198H89ZM174 199V198H173ZM184 199V200H183ZM137 200V199H136ZM149 200H150V198H149ZM168 200V199H167ZM170 200V199H169ZM175 200V199H174ZM178 198L176 199V201H177V203H179L180 204V201L178 202ZM192 201H193V199H191ZM231 200H232V198H231ZM39 201H40V199H39ZM80 201V200H79ZM84 201V200H83ZM82 201V202H83ZM86 201V202H85ZM84 202L85 203H87V200H85ZM143 201V200H142ZM151 201H152V198H151ZM156 201V200H155ZM165 201V200H164ZM171 201V200H170ZM175 201V202H176ZM197 202H199V201H201V200H196ZM204 201V199H203V201L202 202H205ZM43 202H44V206L46 207V204H45V200L44 201H42V204H43ZM145 202V201H144ZM166 202H168V201H166ZM173 202V201H172ZM171 202V203H172ZM201 202V204H204V203H202ZM222 202V203H223ZM84 203V204H85ZM90 203V202H89ZM88 203V204H89ZM151 203H153V202H151ZM155 203H157V202H155ZM170 203V204H171ZM195 203V202H194ZM205 203V204H206ZM219 203V204H218ZM230 203V202H229ZM81 204V203H80ZM98 204V203H97ZM146 204V203H145ZM176 204V203H175ZM181 204L180 205H176V206H174V207H176L177 209H178V207H179V209L178 210H176V211H174L172 214H174L175 212L178 214V212H179V216H180V209L181 210H185V211H183V214H181V215H184V216H186L185 215V213H187L188 211H189V209L191 208V206L190 205H188V206H190V208L188 209V211H187V208L185 209V207H184V205L183 206H181ZM191 204H193V203H191ZM196 204H198V203H196ZM231 204V203H230ZM233 204V203H232ZM152 205V204H151ZM155 205V204H154ZM166 205H167V203H166ZM172 205H174V202H173V204ZM171 205V206H172ZM193 205H195V204H193ZM85 206V205H84ZM89 206V205H88ZM99 206V205H98ZM143 206H144V204H143ZM164 206H165V204H164ZM170 206V207H171ZM187 206V207H188ZM201 206V205H200ZM200 206H199V208H200ZM203 206V205H202ZM220 206H222V207H220ZM226 206V205H225ZM32 207V206H31ZM34 207V206H33ZM140 207H142V206H140ZM147 206H145V208H146ZM152 207V206H151ZM150 207V208H151ZM169 207V206H168ZM173 207V206H172ZM174 207H173V209H174ZM231 207H233V206H231ZM35 208V207H34ZM79 208H81V207H79ZM137 208H139V207H137ZM166 208V207H165ZM202 208V207H201ZM212 208H210V209H212ZM215 208V209H214ZM222 208H224V209H222ZM21 209L22 208H20V210H18L17 209V211H21ZM28 209H30V208H28ZM38 209V208H37ZM41 209H44L45 210V208H43V205H42V208ZM87 209V208H86ZM91 209V208H90ZM142 209V208H141ZM141 209H140V211H141ZM154 209V208H153ZM195 209V208H194ZM203 209V208H202ZM210 209H208L207 210V212L210 210ZM34 210V209H33ZM82 210V209H81ZM135 210V209H134ZM147 210H149L150 211V209H147ZM168 210V209H167ZM175 210V209H174ZM197 210H199V209H197ZM213 210H210V211H213ZM223 210V211H222ZM225 210H227V209H225ZM23 211V210H22ZM29 211H31L32 212V210H29ZM29 211H27V213L29 212ZM128 211V210H127ZM144 211H145V209H144ZM143 211V212H144ZM148 211V212H149ZM154 211V210H153ZM159 211V210H158ZM166 211V210H165ZM170 210H168L167 212H169ZM178 211V212H177ZM196 211V210H195ZM209 211V213H211ZM34 212V211H33ZM37 212V211H36ZM44 212V211H43ZM43 212H41V213H43ZM143 212L141 211V213L143 214ZM167 212H165V213H167ZM191 212V211H190ZM199 212H200V210H199ZM204 212V211H203ZM17 213H19V212H15V214H17ZM30 213V212H29ZM28 213V214H29ZM40 213V212H39ZM45 213H46V210H45ZM44 213V214H45ZM87 213H88V211H87ZM91 213V212H90ZM138 213V212H137ZM150 213V212H149ZM189 213V212H188ZM201 213V212H200ZM205 213H206V211H205ZM21 214V213H20ZM24 214H25V212H24ZM23 214V215H24ZM31 214V213H30ZM33 214V213H32ZM100 214V213H99ZM147 214V213H146ZM151 214V213H150ZM150 214H147V215H150ZM153 214V213H152ZM171 214V213H170ZM204 214V213H203ZM212 214H210L211 216H212ZM217 214H215V215H217ZM14 215V214H13ZM35 215H36V213H35ZM34 215V216H35ZM40 215V214H39ZM83 215V214H82ZM85 215V214H84ZM83 215V216H84ZM91 215V214H90ZM138 215V214H137ZM165 215V214H164ZM168 215V214H167ZM166 215V216H167ZM176 215V214H175ZM175 215L174 216H172V218L174 219L175 218ZM191 215V214H190ZM190 215L189 214H187V218L186 217H181L182 219H184V220H186V219H188L189 220V218H190ZM199 215V214H198ZM201 215V214H200ZM199 215V216H200ZM205 215V214H204ZM218 215L216 216L217 217V220L219 221V217H218ZM224 214H222V218L223 217H225V216H223ZM38 216V215H37ZM45 216H46V214H45ZM44 216V219H42V220H45V217ZM81 216V215H80ZM89 216V215H88ZM94 216V215H93ZM145 216V215H144ZM154 216V215H153ZM169 216V215H168ZM167 216V217H168ZM193 216V215H192ZM209 216V215H208ZM31 217V216H30ZM87 217V216H86ZM86 217H83V218H86ZM189 217V218H188ZM194 217V216H193ZM193 217H192V219H193ZM205 217V216H204ZM204 217H203V220H204ZM206 217H207V215H206ZM210 217V216H209ZM216 217H214V218H216ZM40 218H43V217H40ZM135 218V217H134ZM139 218V217H138ZM141 218V217H140ZM145 218H146V216H145ZM145 218H143V219H145ZM162 218V217H161ZM166 218V217H165ZM165 218H163V219H165ZM177 218H178V216H177ZM180 218V217H179ZM195 219L194 220H196V218H197V216L196 217H194ZM212 218V217H211ZM229 218V217H228ZM16 219V218H15ZM20 219H22V215H21V218ZM19 219V220H20ZM25 219H26V216H25ZM76 218H74V220H75ZM146 219H148V217L146 218ZM145 219V220H146ZM207 219H209L208 217H207ZM224 219H226V217L224 218ZM223 219V220H224ZM31 220V219H30ZM35 220H37V219H35ZM89 220V219H88ZM152 220V219H151ZM154 220V219H153ZM152 220V221H153ZM180 219H178L176 222H174L175 220H173V222L174 223H172V225H174V226H171V224H169V227H173V230H172V228H170V231L172 232V239L171 240H173V242H174V245L175 246H173L172 247V245L173 244H171V251H172V248H177L176 250L174 249V251H177V250H179L178 248L182 245V244H185L186 242H188L187 243V246H188V244L190 245V241L192 242V240H190V238H193L192 236H193V233L194 232H192L191 233V229H190V227L192 226V228H193V225H190L189 223L191 222H189L188 220H187V222L185 223L183 220H181V221H179ZM191 220V219H190ZM198 220H201V219H198ZM212 220V219H211ZM210 220V221H211ZM222 220V221H223ZM16 221V220H15ZM23 221H24V219H23ZM40 221V220H39ZM71 221H73V220H71ZM70 221V222H71ZM90 221V220H89ZM135 221V220H134ZM137 221V220H136ZM142 221V220H141ZM148 221V220H147ZM160 221V220H159ZM209 221V220H208ZM207 221V222H208ZM214 221V219L212 220V222ZM216 221V220H215ZM222 221L220 220L219 222H221L222 223ZM18 222V221H17ZM25 222V221H24ZM28 222V221H27ZM31 222V221H30ZM29 222V223H30ZM42 223L44 222V221H41ZM100 222V221H99ZM144 222V221H143ZM143 222H141V223H143ZM161 222V221H160ZM163 222V221H162ZM196 222H197V220H196ZM7 223V222H6ZM26 223V222H25ZM36 224L37 223H39V222H35ZM69 223V222H68ZM171 223V222H170ZM183 223V224H182ZM185 223V224H184ZM189 225H188V224ZM195 223V222H194ZM220 223V224H221ZM231 223V222H230ZM5 224V223H4ZM15 224V223H14ZM17 224V223H16ZM20 224V223H19ZM22 224V223H21ZM28 224V223H27ZM27 224H24V226L25 225H27ZM35 224V225H36ZM40 224V223H39ZM72 224V223H71ZM100 224V223H99ZM137 224H138V222H137ZM140 224V223H139ZM147 224V223H146ZM151 224L153 225V223H148V225H150V227H151ZM163 225H164V223H162ZM191 224H192V222H191ZM200 224V223H199ZM212 224V223H211ZM211 224H209V226L211 225ZM225 224H227V221H226V223ZM225 224H223V225H225ZM239 224V223H238ZM2 225V224H1ZM8 225V224H7ZM6 225V228L5 227H3V228H5L4 230H1V232H0V236H1V234L3 235V236H5V237H7V238H9V241H8V239H5L4 240V237L3 236H1L2 237V239L4 240V242L6 243V241H8L10 244H11V240L10 239H12L11 238V236H14V234H13V230H12V228H14V227H12V228H7V227H9V225L7 226ZM35 225H34V227H35ZM43 225V224H42ZM147 225V226H148ZM159 225V224H158ZM163 225H160V226H163ZM201 225V224H200ZM206 225H208L207 223H206ZM214 225V224H213ZM218 225V224H217ZM222 225V224H221ZM222 225V226H223ZM13 226V225H12ZM30 226H31V224H30ZM68 226V225H67ZM143 226V225H142ZM145 226V225H144ZM168 226V225H167ZM190 226V227H189ZM209 226H207V227H209ZM221 226V227H222ZM2 227V226H1ZM0 227V228H1ZM28 227V226H27ZM37 227V226H36ZM149 227V226H148ZM149 227V228H150ZM168 227V228H169ZM206 226L204 227V228H206V230L208 229ZM213 227V226H212ZM218 227H220V226H218ZM221 227H220V229H221ZM226 227H228V226H226ZM237 227V226H236ZM88 228V227H87ZM148 228V229H149ZM165 228H167V227H165ZM215 228H216V226H215ZM26 229V231L25 232H27V228H25ZM32 229V228H31ZM31 229H29V230H31ZM37 229V228H36ZM144 229V228H143ZM153 229V228H152ZM156 229V228H155ZM198 229V228H197ZM201 228H199V230H200ZM203 229V228H202ZM211 229V231H212V229L213 228H210ZM223 229H225V228H223ZM234 229V228H233ZM17 230V229H16ZM19 230V229H18ZM41 230V229H40ZM43 230V229H42ZM71 230V229H70ZM102 230H104V229H102ZM164 230V229H163ZM168 230V229H167ZM192 230H194V229H192ZM217 230H218V228H217ZM216 230V231H217ZM21 231L22 230H20V233H21ZM24 231V230H23ZM33 231V230H32ZM36 231V230H35ZM150 231V230H149ZM152 231V230H151ZM153 231H155V230H153ZM203 231H205L204 229H203ZM210 231V232H211ZM216 231H214V232H216ZM221 231H222V229H221ZM15 233H16V231H14ZM37 232V231H36ZM43 232H45V231H43ZM42 232V233H43ZM60 232H61V230H60ZM69 232H71V231H69ZM161 232H162V230H161ZM168 232V231H167ZM206 232V231H205ZM210 232H209V235H210ZM234 232V231H233ZM18 233V232H17ZM28 233H29V231H28ZM32 233V232H31ZM33 233H35L34 231H33ZM41 233V232H40ZM39 232L37 233L38 235L40 234ZM101 233H102V231H101ZM107 233V232H106ZM169 233V232H168ZM196 233V232H195ZM220 233V232H219ZM218 233V234H219ZM229 234H230V230H229V232H228ZM228 233H226V235L228 236ZM26 234V233H25ZM30 234V233H29ZM118 234V233H117ZM151 234H153V233H151ZM161 234V233H160ZM201 234V233H200ZM215 235L217 234V233H214ZM222 234V233H221ZM257 234H259L258 235V237H259V243H258V241H257ZM147 235V234H146ZM167 235H169V234H167ZM192 235V236H191ZM211 235H213L212 233H211ZM224 235H225V233H224ZM223 235V236H224ZM17 236H19V235H17ZM41 235H39V237H40ZM70 236V235H69ZM148 237H149V235H147ZM191 236V237H190ZM214 236V235H213ZM0 237V238H1ZM20 237H22V235L20 236ZM19 237V238H20ZM28 237V236H27ZM36 237V236H35ZM148 237L147 238H145L146 240H148L149 241V239H148ZM153 237V236H152ZM195 237H198V236H195ZM215 237V236H214ZM213 237V239L210 237V239H209V241L207 240V243L208 242H210L211 244L210 245H212V242L210 241L211 239L212 240H214L215 238ZM221 236H219L218 235V237L217 238H220ZM232 237H233V235H232ZM15 238H18V237H15ZM26 238V237H25ZM104 238V237H103ZM206 238V237H205ZM209 238V237H208ZM222 238V237H221ZM226 238V237H225ZM225 238H223V239H225ZM228 238H229V236H228ZM1 239V243H4L3 242V240ZM30 239V238H29ZM33 239V238H32ZM58 239V238H57ZM106 240L105 241H107V238H105ZM144 239V240H145ZM169 239V238H168ZM204 239V238H203ZM207 239V238H206ZM235 239L236 240H230V241H232V244L233 245H230V243L228 244L229 245V248L231 247V249H232V246L234 247H238V251H240V252H245V253H247L248 252V250L250 249V251H251V249L253 250V248L251 247L252 245L251 244H248L247 242V244L245 245L242 241H239L238 240V238H236L235 237ZM37 240V239H36ZM131 240V239H130ZM151 240H152V238H151ZM198 240V239H197ZM222 240V239H221ZM227 240V239H226ZM23 241V240H22ZM156 240H153L152 241V243L153 242H155ZM163 241H164V239H163ZM170 241V240H169ZM199 241V240H198ZM215 241V240H214ZM17 242V241H16ZM37 242V241H36ZM80 242V241H79ZM146 242V241H145ZM151 242V241H150ZM157 242V241H156ZM224 242H225V240H224ZM8 243V244H9ZM60 243V242H59ZM169 243V242H168ZM199 243V242H198ZM197 243V244H198ZM206 243V244H207ZM8 244H5L8 248H10L9 247V245ZM24 244V243H23ZM78 244V243H77ZM87 244V243H86ZM105 244V243H104ZM148 244H150L149 242H148ZM158 244V243H157ZM161 244V243H160ZM196 244V243H195ZM196 244V245H197ZM216 244H217V242H216ZM1 245V244H0ZM3 245V247H6L4 244H2ZM2 245H1V247H0V251H2L1 249L3 248L2 247ZM12 245V244H11ZM10 245V246H11ZM22 245V244H21ZM63 245V244H62ZM139 245V244H138ZM155 245H156V243H155ZM164 245H165V243H164ZM167 245V244H166ZM209 245V244H208ZM207 245V246H208ZM209 245V246H210ZM81 246V245H80ZM90 246V245H89ZM93 246H94V244H93ZM96 246H97V244H96ZM103 246V245H102ZM143 246H145L144 244H143ZM146 246H148V245H146ZM145 246V247H146ZM163 246V245H162ZM227 246V245H226ZM64 247V246H63ZM165 247V246H164ZM168 247H170V246H168ZM185 247V246H184ZM190 247L191 246H188V248H184L183 249V247H181V249H183V250H179L180 252H177V254H176V256H179V257H175L176 258V260H175V258H174V261L176 262L175 264H188L189 263V261L187 260L188 259V257H186L187 256V254L189 253V252H187L186 250L188 249H190ZM211 247V246H210ZM224 247H225V245H224ZM7 248V249H8ZM82 248V247H81ZM149 248V247H148ZM155 248H156V246H155ZM158 248H159V246H158ZM157 248V249H158ZM212 248H213V246H212ZM219 248V247H218ZM217 248V250H219ZM84 249H87V248H85L84 247ZM99 249V248H98ZM102 249V248H101ZM104 249H105V247H104ZM142 249V248H141ZM156 249V250H157ZM165 249H166V247H165ZM192 249V248H191ZM225 249V248H224ZM226 249H228V248H226ZM246 249H248L247 251H245ZM66 250V249H65ZM106 250V249H105ZM154 250V249H153ZM156 250H154V252L156 251ZM160 250V249H159ZM163 250H164V248H163ZM205 250V249H204ZM212 250V249H211ZM210 250V251H211ZM230 250V249H229ZM71 251V250H70ZM77 251V250H76ZM167 251V250H166ZM169 251V250H168ZM174 251H172V252H174ZM184 251H186L185 253H186V256H185V254H184ZM209 251V252H210ZM213 251V250H212ZM157 252V251H156ZM171 252V253H172ZM1 253V252H0ZM74 253H75V251H74ZM93 253V252H92ZM140 253L141 252H139V255H140ZM179 253H181V255L179 254ZM183 253V254H182ZM216 253V252H215ZM250 253V252H249ZM249 253L247 254L248 256H249ZM258 253H259V251H258ZM66 254V253H65ZM76 254V253H75ZM77 254H79L78 252H77ZM102 254V253H101ZM153 254V253H152ZM212 254V253H211ZM72 255V254H71ZM71 255H70V257H71ZM144 255L145 254H143V257H144ZM213 255V254H212ZM211 255V256H212ZM218 255V254H217ZM75 256V255H74ZM141 256V255H140ZM139 256V257H140ZM171 256V255H170ZM202 256V255H201ZM214 256V255H213ZM261 258H262V264H264V254L262 255V253H261ZM157 257V256H156ZM162 257V256H161ZM210 257V256H209ZM67 258V257H66ZM146 258V257H145ZM151 258V257H150ZM164 258V257H163ZM166 258V257H165ZM171 258H172V256H171ZM200 258V257H199ZM216 258V257H215ZM132 259V258H131ZM213 259V258H212ZM110 260V259H109ZM139 260H141V257H140V259ZM145 260V259H144ZM199 260V259H198ZM203 260V259H202ZM134 261V260H133ZM137 261H138V258H137ZM136 261V262H137ZM156 261V260H155ZM80 262V261H79ZM112 262V261H111ZM135 262V261H134ZM148 262V261H147ZM194 262V261H193ZM192 262V263H193ZM82 263V262H81ZM164 263V262H163ZM168 263H169V261H168ZM174 262H172V264H173ZM200 264H203L202 262H199ZM199 263H197V264H199ZM132 264H134V263H132ZM144 264H145V261H144ZM150 264V263H149Z\"/></svg>",
	"mask_w": 264,
	"mask_h": 264
},
{
	"label": "built area",
	"instance_id": "3",
	"mask_svg": "<svg viewBox=\"0 0 264 264\" xmlns=\"http://www.w3.org/2000/svg\"><path fill=\"white\" fill-rule=\"evenodd\" d=\"M11 44H12V35L11 33H9L6 36H4L0 45V67H2V60L5 54L7 53V51L9 50Z\"/></svg>",
	"mask_w": 264,
	"mask_h": 264
}]
</instances>
